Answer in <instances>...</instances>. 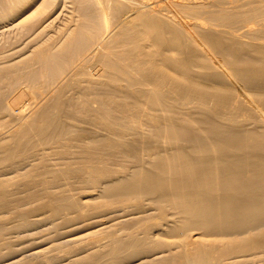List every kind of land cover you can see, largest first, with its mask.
<instances>
[{
    "label": "rangeland",
    "instance_id": "374dc122",
    "mask_svg": "<svg viewBox=\"0 0 264 264\" xmlns=\"http://www.w3.org/2000/svg\"><path fill=\"white\" fill-rule=\"evenodd\" d=\"M20 1H22V0H20ZM78 0H57L56 1V3H55V0H43L42 2H41V0H37V2H36V4L34 3L33 5H31V7H28V9L29 8H31V9H27V12L24 14V15H22L21 17H14V18H11L10 16H6V12L9 10V8L11 7L12 8V6L14 7V5H15V0H0V7H2L3 5H7L8 4V6H10V7H8V10L5 12V8H2V9H4L3 11H4V13L1 11V8H0V17H2V18H0V46L2 47H0V123H2L1 125H0V127H1V129H0V140L2 141H0L1 142V144H0V149H2V151L0 152V164H2V165H0V190H1V188H2V190H1V192H0V195H1V193H5L4 191H6V190H8V192L6 193L7 195H6V197H4V204L3 205H5L6 206V204L8 205V204H10L8 207H11L10 209L9 208H7V209H9L10 211H8V210H6V207L4 208V207H2L1 209H0V215H2V216H0V224H2V226L0 225V235H1V237H0V264H85L84 262H86V264H153V262H156V261H158V260H160L161 258H162V253H163V256H166L165 254H166V252H167V250H165L164 251V249H161L160 248V250L158 249V247L156 246V247H154L155 246V244H153V243H155L154 242V240H151V239H149L150 241H151V243L153 244V247H151V248H153L152 249V251H150L151 250V248H149V252H153V256H152V254H150V253H142V256H140L139 255V257H140V259L138 258V257H136V259H135V256L134 257H132V258H129V257H127L128 258V260H127V258H126V260L124 259L125 258V256L127 255V253H125V252H127V251H129V252H131L129 249L126 251V249H125V251L123 250L124 248H127V247H123V249L121 250L120 248V250L121 251H124V254H126V255H122V253L123 252H121V254H119V250H116V251H118V254H119V256L120 257H118L117 255V253L114 251V253H116V256L113 254H108V255H112L113 257L115 256L117 259L118 258H121V259H118V260H114L113 259V261H112V259H111V257H109L107 254H105V255H103V257L101 256V258H100V260H96V258H94V259H90V260H88V261H83L84 259H85V256H86V258L90 255H95L96 253H95V251L97 252V253H101L102 251H101V249H104L106 246H108V244L111 246V244L110 243H112V242H114V237H115V240H117V238H116V234L118 235V233L120 232L119 230H122L124 227H126V225H124V224H131L132 223V221L133 220H140V219H142V221H140V224H141V222L143 223V219L145 218V217H147L146 219V221H150V219L148 220V214H149V216H150V213H153V214H151V215H153V216H155L154 214H156V217H157V215L159 216L160 214L159 213H161V212H158V211H160V210H158L159 208H151V206L150 207H147V205L145 204V205H143V207L145 206V209H144V211H142L141 210V208H142V206L141 207H137V206H139V205H132V207L129 205V203L126 205V204H123V205H125V206H123L121 203H117V205L119 204V207L118 208H114V206L115 207H117L116 206V204L115 205H113L112 204V206H110L112 209H110V207H108V210L107 209H102V210H100V208H99V211H98V209H96V211L94 210V209H92V206H90L91 204H93L94 203V201L96 202L97 201V204L98 203H100L99 201V199H101L100 198V196L103 194L104 195V193H102L101 194V188H102V185L100 184V187H99V185H98V182L96 181V178L97 177H94V176H97V174H99L100 173V171L102 170V167H104V169L103 170H105V172H106V169L110 166V168H113V169H111V170H109V169H107V173H108V170H109V173L108 174H112L113 173V171H114V169H115V171H114V173H116V174H113L114 176H120V177H125L126 175V172H127V170H126V172H125V169L126 168H131V169H133L132 168V165H133V163H135V162H137L138 160V158L136 159V161L134 162V161H132L131 163L130 162H126L125 160H128V159H125L124 158V156L121 154L120 155V153H122L120 150H113V152H115L116 151V153H118V151L120 152L119 153V155H113L114 157V159L115 160H111V162L107 159V161H109L108 163H107V161L105 160V164L103 163L104 161H102L103 160V156H100L101 157V159H99V160H96L95 162L93 161V163L92 162H90V161H92V160H89V159H87V158H89V154H88V150H91L92 148L90 147L91 146V143H92V140L91 139H93L94 138V136L96 137V135H97V137L96 138H98L99 136L100 137H103V139L109 134V136H107L105 139H107V138H110V137H112V139H113V135L115 136V134H114V132H113V134L111 135L110 134V130H111V127H107V129H108V131H105L104 129L106 128V127H104V126H97V124L94 122L95 120H93L94 118L92 117V115H91V113H92V111H91V113H90V111H88V107L86 106L85 108H84V105H83V103H84V101H85V103H86V101H87V103H89V107H90V109L89 110H97L98 111V109L99 110H101L100 109V106H103V104L101 103L102 102V99H101V97H103L104 95H106L107 93V95L108 96H106V97H109L110 96V94H111V96L109 97L110 98V102H112L111 103V105H110V110L112 111L113 109H111V106H112V108H114L113 107V103H114V101L116 100V98H118V95H119V98H120V96H122L121 98H122V100H120V101H123V99L124 100H126V102L124 101V103H127L128 105H129V107H130V109L131 110H133L134 111V109H136L137 107H133L134 105L136 106V103H134L135 102V100H131L132 102L129 104V102H130V100L129 99H125V98H123V96L125 95V93L124 94H122L123 92H125L124 90H122V89H125V88H127V89H129L130 91L131 90H138V89H136V85H137V88H139V90H141L142 91V89H143V91H145L146 90V92L148 91V93H150V94H152V95H155V94H157V93H159L158 92V90L157 89H155V87L153 88V86H155L154 85V83H156L157 81H153L154 80V76L152 75H150L149 76V74H151V72H150V70H151V68L148 66L149 65V63H148V65H147V62H146V58L147 57H145V58H143L142 56H140V55H143V56H145L146 55V53L148 54L149 53V51H150V48L147 50V48H145L146 50L145 51H143V48L145 47L143 44L145 43V40L146 39H144L143 40V42L142 41H140V39L138 40V38L136 37V34H134V33H137L138 31H142L143 29H145V27L143 28V27H141L140 28V30L139 29H137L138 28V26H136L135 25V27H134V25H133V23H135V20L133 19V17L134 18H136L135 17V13L137 14V12H139V11H137V12H135V9L137 8L136 6H138V5H136V6H134L135 4H137V2H138V4L140 3V6H138V7H144V8H141V10L142 9H145V10H142L141 12L142 13H144V14H149L148 16L149 17H151V18H154V16L153 15H155L156 16V19L155 20H157V17H158V19H159V21L161 20V25H162V27H163V29H166L165 31L162 29V39L161 38H157V41L159 42V43H164V42H166V40L165 39H169L166 43L168 44V42H169V44H170V42L172 41L173 42V40H174V44H176L177 42V44L178 45H181V46H177V48L179 47V48H184V49H176V48H174V46L172 47V45H174L173 43H172V45L170 46V47H166V43L165 44H163V45H161L163 48H165L166 50L168 49V51L169 52H167V53H171L170 52V50H172L173 52L171 53V54H169V56H171L172 55V57H173V59L175 58V60L177 59V60H179L180 58L182 59H185V57L184 56H186L187 54L189 55V54H192L193 52H196V49H195V47H194V45L192 44V40H194L195 38H196V40H197V42L198 43H200V44H206V46L208 47V45L209 44H211L210 45V47H211V49L213 48L214 49V51H212V53L211 54H209L213 59H215V60H218V58H219V60H222L223 61V64H225V66H224V68H216V69H209L207 66H205L206 65V63H203L202 61V59H200V60H202V61H199L198 60V63H203L202 65H204L205 66V68H203L202 67V65H201V67H200V65L197 63V65H195V66H193L192 68V71H193V73L195 74L196 73V75H198V71H199V75L200 76H204V75H206L207 76V79H210L209 77H220V78H216L218 81L219 80H221V81H223V82H221V84L223 85V83L225 84V81L226 80H228L229 78H232V79H230V80H232V81H235L236 82V80H237V78H239L237 81H241V78H242V81H244V79L245 80H247L251 75H252V71L254 70L253 68H257L258 67V65H259V67H261L263 70H261V68H259L258 67V69H260L259 71H257V73H259V75L256 73V70H254V72H253V76H251L249 79H248V81L250 80V79H252L253 80V83H256V84H258V85H256V86H260L261 85V87L263 88V86H264V84H263V86H262V82L264 83V56H263V54H261V53H259V56L257 55L258 53V51L257 52H255L256 50V47L258 48V47H260L259 49H262V47L261 46H264V0L262 1V0H151V1H147V0H145V1H141V0H136L135 2H134V0H125V1H123V3L122 4H120V5H118V6H120L119 8H118V6H117V4L115 5V1H111V0H109V1H107V5L106 4H102V5H99L95 0H79L78 2H77ZM131 1V2H130ZM198 1V2H197ZM222 1H223V4H222ZM236 1V2H235ZM243 1V2H242ZM257 1V2H256ZM39 2V3H38ZM44 2H49V4L50 5H52L51 7H53V8H49L48 9V13L50 14H48L46 11H45V14H43V15H40L39 17H40V19H39V17H36V16H34L35 14H33L32 16H31V14L30 13H33V11H35L36 9H37V5H40L41 3H44ZM76 2V3H75ZM89 2H90V4H89ZM108 2H110V3H108ZM128 2V3H127ZM144 2V3H143ZM151 2V3H150ZM169 2V3H168ZM262 2V3H261ZM4 3V4H3ZM54 3H55V5H54ZM58 3V4H57ZM87 3V4H86ZM130 3H134V4H131L130 5ZM145 3H147V4H145ZM172 3V4H171ZM174 3V4H173ZM177 3H178V5H177ZM245 3V4H244ZM11 4V5H10ZM81 4V5H80ZM83 4H85V5H83ZM113 4H114V6L115 7H113ZM149 4V5H148ZM150 4H153V5H150ZM157 4H158V6H157ZM207 4H209V5H207ZM212 4H214L213 6H212ZM221 4V5H220ZM232 4V5H231ZM249 4V5H248ZM57 5V6H56ZM59 5V6H58ZM68 5V6H67ZM72 5H73V7H72ZM75 5V6H74ZM93 5H95V6H93ZM97 5V6H96ZM130 5V6H129ZM171 5V6H170ZM175 7H174V6ZM180 5V6H179ZM183 5H185L186 6V8H185V6H183ZM234 5V6H233ZM243 5V6H242ZM34 6V7H33ZM63 6V7H62ZM64 6H66V7H64ZM86 6H87V8H88V10H87V8H86ZM117 6V7H116ZM133 6V7H132ZM147 6H150V7H147ZM165 6V7H164ZM178 6V7H177ZM183 6V7H182ZM221 6V7H220ZM241 6V7H240ZM249 6H250V8H249ZM5 7V6H4ZM83 7V8H82ZM84 7H85V9H84ZM130 7H132L131 9H130ZM134 7H135V9H134ZM152 7V8H151ZM163 7H164V10H163ZM167 7V8H166ZM172 7V8H171ZM240 7V8H239ZM243 7V8H242ZM255 7V8H254ZM36 8V9H35ZM55 8V9H54ZM68 10H67V9ZM74 8V9H73ZM79 10H77V9ZM94 8V9H93ZM115 8V9H114ZM116 8H118V9H116ZM159 8H161V9H159ZM169 8V9H168ZM217 8V9H216ZM227 11V13L228 12H230V10H231V12H230V14L228 13V14H225L224 12H225V10ZM235 8V9H234ZM242 8V9H241ZM250 10H249V9ZM35 9V10H34ZM54 9V10H53ZM84 9V10H83ZM114 9V10H113ZM165 9H166V12H165ZM183 9V10H182ZM218 9H220V10H218ZM224 10V11H222V10ZM245 9V10H244ZM53 10V11H52ZM93 10V11H92ZM94 10H96V14H95V11ZM101 10V11H100ZM111 10H113L112 12H111ZM119 10H120V12H119ZM122 10V11H121ZM157 10H158V12H159V14H161V19H160V15L158 14V12H157ZM160 10V11H159ZM163 10V11H162ZM177 10V11H176ZM180 10V11H179ZM181 10H182V12H181ZM186 10V11H185ZM216 10V11H215ZM218 10V11H217ZM233 10H234V12H233ZM61 11V12H60ZM66 11V12H65ZM81 11V12H80ZM85 11V12H84ZM114 11H117V12H115L114 13ZM153 11H155V12H153ZM167 11H172V12H167ZM215 11V12H214ZM220 11V12H219ZM262 13H261V12ZM70 12V14H68ZM76 12H78V13H76ZM84 12V13H83ZM91 12H93V13H91ZM101 12V13H100ZM119 12V13H118ZM194 14H193V13ZM232 12L234 13V15L232 14ZM257 12H258V14H257ZM3 13V14H2ZM8 13V12H7ZM60 13V14H59ZM65 13V14H64ZM91 13V14H90ZM117 13V14H116ZM155 13V14H154ZM168 13V14H167ZM172 13V14H171ZM174 13V14H173ZM189 13V14H188ZM216 13V14H215ZM220 13V14H219ZM261 13V14H260ZM28 14H29V16H28ZM47 14V15H46ZM90 14V15H89ZM101 14V15H100ZM128 14H130V15H128ZM134 14V15H133ZM152 14V15H151ZM157 14V15H156ZM171 14V15H170ZM178 14H180V16L178 15ZM186 16H185V15ZM222 14H224L225 16H223ZM237 14V15H236ZM6 17H5V16ZM45 15V16H44ZM95 17H94V16ZM105 15V17H103ZM151 15V16H150ZM165 15V16H164ZM168 15V16H167ZM194 15V16H193ZM227 15H229V16H227ZM234 17H233V16ZM249 15V16H248ZM58 16V17H57ZM60 16V17H59ZM72 18H71V17ZM85 18H84V17ZM87 16V17H86ZM94 18H93V17ZM106 16L108 17V19L106 18ZM117 17V18H114V17ZM132 16V17H131ZM173 18H172V17ZM184 16V17H183ZM190 16V17H189ZM219 16H222V17H220V18H222V19H224L225 17L227 18V17H229V19H225L226 21H227V23H226V21H225V23H224V21L222 20H220L219 19V17H218V19H217V17ZM237 16H239V18H237V20H236V17ZM248 16V17H247ZM23 17V18H22ZM24 17H26V18H24ZM32 17V18H31ZM57 17V18H56ZM67 17V18H66ZM75 17V18H74ZM80 17V21L78 20V18ZM82 17V18H81ZM91 17V18H90ZM100 17V18H99ZM120 17V18H119ZM165 19H164V18ZM167 17H168V19H167ZM169 17H171V18H169ZM183 18V19H181V18ZM215 17V18H214ZM230 17H233V18H230ZM246 17V18H245ZM261 18V20H260V18ZM7 18V19H6ZM28 18H31V19H28ZM103 18H105L107 21H105ZM113 18V19H112ZM119 18V19H118ZM175 18V19H174ZM178 18V19H177ZM179 18H180V20H179ZM188 18V19H187ZM248 18V19H247ZM258 18V19H257ZM11 19V20H10ZM21 19V20H20ZM24 19V20H23ZM27 19V20H26ZM37 19H39L38 21H37ZM52 19V20H51ZM90 19V20H89ZM116 19V20H115ZM126 19V21L124 22V20ZM133 20L134 22H132V25L130 26V20ZM231 19V20H230ZM7 20H9V21H7ZM20 20V21H19ZM23 20V21H22ZM43 20H44V22H43ZM51 20V21H50ZM61 20V21H60ZM65 20V21H64ZM75 22H74V21ZM82 20V21H81ZM87 20V21H86ZM95 20V21H94ZM98 20V21H97ZM123 21L124 22V24L122 25V23H121V21ZM165 20V21H164ZM176 20V21H175ZM194 20V21H193ZM214 20V21H213ZM229 20V21H228ZM241 22H240V21ZM263 20V21H262ZM32 21H34V22H32ZM55 21V22H54ZM69 21H71V22H69ZM158 21V20H157ZM190 21V22H189ZM216 21H218L217 23H218V25H217V23H215ZM239 21V22H238ZM248 21V22H247ZM19 22V23H18ZM24 22V23H23ZM51 22V23H50ZM59 22V23H58ZM65 22H66V24H65ZM69 22V23H68ZM79 22V23H78ZM103 22V23H102ZM106 22V23H105ZM121 24H120V23ZM130 24H129V23ZM220 22V23H219ZM245 22V23H244ZM259 22H261V23H259ZM17 23V24H16ZM22 25H21V24ZM26 23V24H25ZM27 23H31L30 25H28ZM45 23V24H44ZM58 23V24H57ZM63 23V24H62ZM74 23H76V26L74 25ZM82 23H84V24H82ZM94 23V24H93ZM114 23V24H113ZM117 23H118V25L120 26V27H118L117 26ZM230 23V24H229ZM243 23V24H242ZM250 23V24H249ZM20 24V25H19ZM34 26H33V25ZM37 24V25H36ZM91 24V25H90ZM111 24V25H110ZM195 24H197V25H195ZM228 24H229V26H228ZM240 24L242 25V26H240ZM32 25V26H31ZM38 25H39V27H38ZM65 25H69L68 27L67 26H65ZM71 25V26H70ZM84 25V26H83ZM86 25V26H85ZM109 27H111V28H109ZM117 27H116V26ZM127 25H128V29H126L127 28ZM176 25H178V26H176ZM192 27H191V26ZM250 25V26H249ZM252 25V26H251ZM261 25V26H260ZM10 26V27H9ZM12 26V27H11ZM25 26V27H24ZM64 26V27H63ZM106 26H107V28L108 29H106ZM165 26V27H164ZM182 28H181V27ZM190 26V27H189ZM220 26V27H219ZM224 26H225V28H224ZM15 27V28H14ZM17 27H18V29H17ZM21 27H22V29H24V30H22L21 29ZM35 29H34V28ZM44 27V28H43ZM53 27V28H52ZM75 27V28H74ZM126 27V28H125ZM196 27V28H195ZM228 27H229V31H228ZM241 27H242V29H241ZM243 27H245V28H243ZM20 28V29H19ZM27 28V29H26ZM31 28V29H30ZM45 30H43V29ZM46 28H47V30H46ZM50 28H52V29H50ZM55 28V29H54ZM59 28V29H58ZM65 28V29H64ZM74 28V29H73ZM80 28V29H79ZM93 30H92V29ZM97 28V29H96ZM122 28H123V30H122ZM133 29V30H130V29ZM134 28H136L135 30H137V32H135V30H134ZM143 28V29H142ZM192 28V29H191ZM235 28V29H234ZM239 30V32H238V30ZM262 28V29H261ZM16 29V30H15ZM29 29V30H28ZM42 29V30H41ZM78 29V30H77ZM85 29V30H84ZM89 29H91V30H89ZM103 29V30H102ZM105 29V30H104ZM116 29V30H115ZM117 29H119V30H117ZM147 29V28H146ZM231 29H233V30H231ZM21 30V31H20ZM31 30H32V32H31ZM62 30H63V32H62ZM69 30H70V32H69ZM74 30H76V31H78V32H76V31H74ZM86 30H88V31H86ZM112 30V31H111ZM125 30H130V33H129V31H125ZM169 30H171V33L172 32H175L174 34L172 33V36L170 35V31ZM195 30H197V31H195ZM231 30V31H230ZM236 32H235V31ZM254 30H256V32H254ZM262 30H263V32H262ZM30 31V33H28ZM37 33H36V32ZM42 31H44V32H42ZM52 31V32H51ZM59 31V32H58ZM65 31V32H64ZM74 31V32H73ZM91 31V32H90ZM95 31V32H94ZM121 33H120V32ZM134 33H133V32ZM144 31V30H143ZM146 31V30H145ZM166 31H168L169 33H167ZM181 31V32H180ZM182 31H184V33H182ZM188 31V32H187ZM244 31V32H243ZM251 31V32H250ZM26 32V33H25ZM41 32V34H39ZM61 32V33H60ZM66 32H67V34H66ZM94 32V33H93ZM103 32V33H102ZM105 32V33H104ZM117 32V33H116ZM146 32H148V30L146 31ZM165 32L167 33V35L165 34ZM197 32H199V33H197ZM220 32V33H219ZM225 32H227V33H225ZM231 32H234V33H231ZM12 33V34H11ZM45 33H47V34H45ZM54 35H53V34ZM57 35H56V34ZM63 33V34H62ZM72 33V34H71ZM76 33V34H75ZM83 33V34H82ZM86 33V34H85ZM114 33H115V35H114ZM120 35H119V34ZM123 33V34H122ZM127 33H129V34H127ZM188 33H190V34H188ZM201 33V34H200ZM235 34V35H231V34ZM257 34V35H255V34ZM26 34V35H25ZM27 34H29L30 36H28ZM36 34V35H35ZM38 34H39V36L41 35V37H39L38 36ZM44 34V35H43ZM78 34H80L81 36H79ZM94 36H93V35ZM112 34V35H111ZM126 34V35H125ZM132 34V35H131ZM164 34V35H163ZM176 34V35H175ZM178 34V35H177ZM184 34V35H183ZM223 34V35H222ZM239 34H240V36H239ZM252 34V35H251ZM254 34V35H253ZM6 35V36H5ZM50 37H49V36ZM70 35H71V37H70ZM73 35V36H72ZM77 35V36H76ZM99 35V36H98ZM102 35V36H101ZM105 35V36H104ZM116 35H118V36H116ZM128 35V36H127ZM130 35V36H129ZM175 35V36H174ZM202 35V36H201ZM243 35V36H242ZM248 35V36H247ZM263 35V36H262ZM12 36V37H11ZM17 36V37H16ZM90 36V37H89ZM93 36V37H92ZM169 36V37H168ZM175 38H174V37ZM179 38H177V37ZM196 36H198V37H196ZM230 36V37H229ZM233 36V37H232ZM251 36V37H250ZM262 36V37H261ZM11 37V38H10ZM20 37V38H19ZM25 37V38H24ZM33 37V38H32ZM43 37V38H42ZM66 37V38H65ZM75 37V38H74ZM88 37V38H87ZM95 37V38H94ZM105 37V38H104ZM121 37V38H120ZM164 37H165V39H164ZM166 37H168V38H166ZM227 37V38H226ZM235 37H237V38H235ZM249 37H250V39H249ZM3 38V39H2ZM9 39V40H7V39ZM18 38V39H17ZM35 38H36V40H35ZM67 38H69V40L67 39ZM80 38V39H79ZM98 38H99V40H98ZM111 38V39H110ZM130 38H132L133 39V41H132V39H130ZM172 38H174V39H172ZM177 38V39H176ZM220 38H221V40H222V42L224 43V44H222L223 46L225 45V46H227L229 49H230V46H233V47H231V48H233V51L235 52V55H230V53L231 52H224V51H221V52H223V53H220V49H221V47L222 46H219V44L221 45V40H220ZM233 38V39H232ZM254 38V39H253ZM5 39V40H4ZM32 39V43L30 42V40ZM50 39H51V41H50ZM75 39V40H74ZM89 39V40H88ZM103 39V40H102ZM117 39V40H116ZM156 38H154V40H155ZM171 39V40H170ZM175 39L176 40H178L177 42L175 41ZM190 39H192V40H190ZM230 39V40H229ZM235 39H239L238 41H235ZM28 40V41H27ZM42 40V41H41ZM49 42H48V41ZM53 40V41H52ZM68 42H67V41ZM78 40V41H77ZM91 40H93V41H91ZM99 43H102L103 41L105 42H103V45L102 44H99V46L98 45H96V44H98V42ZM137 42V43H135L134 44V42L135 41ZM138 40V41H137ZM147 40H150V39H147ZM146 40V41H147ZM153 39H151L150 41H152ZM164 42H163V41ZM179 40H180V42H179ZM184 40V41H183ZM220 42H219V41ZM232 40V43H234V42H236V45H235V43L234 44H232V43H230V41ZM254 40V41H253ZM4 41V42H3ZM13 43H12V42ZM14 41H17V42H14ZM27 41V42H26ZM112 41V44H110V42ZM114 41V42H113ZM142 42L141 44H140V42ZM234 41V42H233ZM241 41V42H240ZM45 42V43H44ZM48 42V43H47ZM57 42V43H56ZM60 42V43H59ZM74 42V43H73ZM88 42V43H87ZM96 43L95 45H94V43ZM133 44H132V43ZM186 42V43H185ZM209 42V43H208ZM5 43V44H4ZM17 44V45H15V44ZM27 43V44H26ZM31 43V44H30ZM42 43V44H41ZM63 43V44H62ZM69 43H71V44H69ZM79 43V44H78ZM82 43V44H81ZM91 43H92V45H91ZM147 43V42H146ZM185 43V44H184ZM188 43V44H187ZM219 43V44H218ZM249 43H251V45L249 44ZM9 44H13V45H9ZM37 44V45H36ZM41 44V45H40ZM61 44V45H60ZM108 44H110V46L108 45ZM168 44V45H169ZM214 44V45H213ZM216 44L218 45V46H216ZM239 44H241V45H239ZM255 44H257V45H254ZM263 44V45H262ZM70 45V46H69ZM79 45V46H78ZM81 45H83V46H81ZM85 45V46H84ZM89 45V46H88ZM106 46V48H105V46ZM138 45H139V47H138ZM167 45V46H168ZM185 45V46H184ZM188 45H190V47L188 46ZM212 45H213V47H212ZM22 46V47H21ZM27 46V47H26ZM68 46V47H67ZM90 46H93V48L95 47L96 48V50H97V52H95V53H93L94 51V49H92V47L90 48ZM98 46V47H97ZM100 46H104L103 48H101ZM129 46H131V47H129ZM143 48H142V47ZM236 46H238V47H236ZM241 46V47H240ZM12 47V48H11ZM38 47H41V48H38ZM52 47V48H51ZM56 47V48H55ZM109 47V48H108ZM112 47H114V48H112ZM133 47V48H132ZM175 47H176V45H175ZM209 47V48H210ZM216 47H217V49H219V50H217L216 49ZM243 47H245V48H243ZM6 48V49H5ZM23 48H25V49H23ZM43 48V49H42ZM54 48L56 49V50H54ZM82 48V49H81ZM84 48H86L87 50L88 49H90L89 51L91 52L92 51V54H95V55H91V53H89L87 50H85ZM98 48L101 50H99V52H98ZM119 48V49H118ZM125 48V49H124ZM137 48H139L138 50H137ZM172 48H174L175 50H173ZM222 48H226V47H222ZM255 48V49H254ZM41 51H40V50ZM78 49V50H77ZM84 49V50H83ZM104 49V50H103ZM136 49V50H135ZM143 51V53H142V51ZM186 49H187V51H186ZM195 49V51H191V50H194ZM244 49H246L245 51H244ZM23 50V51H22ZM48 50H50V51H48ZM82 50V51H81ZM113 50V51H112ZM126 50V51H125ZM178 50H179V52H178ZM232 50V49H231ZM255 50V51H254ZM5 51V52H4ZM14 51V52H13ZM36 51H38L39 53H37ZM56 51V52H55ZM77 51V52H76ZM79 51V52H78ZM84 51V52H83ZM104 51V52H103ZM126 52V53H124V52ZM137 53H136V52ZM141 51V52H140ZM232 51V52H233ZM13 52V53H12ZM20 52V53H19ZM55 52V53H54ZM58 52V53H57ZM85 52H88L87 54L88 55H91V56H89L88 57V55L85 53ZM103 52V53H102ZM106 52H107V54H106ZM117 52V53H116ZM118 52H119V54L120 55H118ZM123 54H122V53ZM141 54H140V53ZM213 52H215V53H213ZM233 52V53H234ZM244 52V53H243ZM251 52V53H250ZM252 52H255V54L254 53H252ZM27 53V54H26ZM33 53H35V54H33ZM42 54V55H39V54ZM52 53H53V55H55V56H53L52 55ZM78 53V54H77ZM85 53V54H84ZM103 54V56H102V54ZM104 53H105V55H104ZM128 53H129V55H128ZM179 53V54H178ZM227 53H229L228 55H226ZM247 55H246V54ZM5 54V55H4ZM13 54V55H12ZM61 54H62V56H61ZM69 54V55H68ZM77 54V55H76ZM79 54H81V55H79ZM83 54H84V57H86L85 59H84V57H83ZM96 54H98L97 55V57L99 56V54H101V57H98V58H96ZM117 54V55H116ZM132 54V55H131ZM137 54H140V55H137ZM177 54V55H176ZM181 54V55H180ZM194 54H196V53H194ZM193 54V55H194ZM245 54V55H244ZM252 54V55H251ZM32 55V56H31ZM51 55V56H50ZM66 55H68V56H66ZM85 55H87V56H85ZM114 55V56H113ZM130 55L132 56V57H130ZM225 55V56H224ZM236 55H240L239 57H240V59L242 58V57H244L245 56V59H248V60H246L247 61V64H246V62H245V64H244V66L246 67V70H245V67H243V66H241V63L245 60V59H243L242 58V60H240L239 59V57H238V59H237V57H236ZM249 55V57L247 58L246 56H248ZM29 56H31V57H29ZM48 56V57H47ZM113 56V57H112ZM116 56H118V57H116ZM124 56V57H123ZM134 56H137V57H134ZM147 56V55H146ZM177 58H176V57ZM195 57H196V55H194ZM227 56V57H226ZM235 56V57H234ZM253 56H256V57H254L253 58ZM21 57V58H20ZM33 57H34V59L36 60V62L38 63H36L35 62V60L33 59ZM43 59H41V58ZM45 57V58H44ZM48 58V60H47V58ZM76 57H77V59H76ZM82 57H83V59H82ZM88 57V58H87ZM91 57V58H90ZM95 57V58H94ZM102 57H105V59H106V61H109V62H111L112 60L114 61V63H113V61L111 62V64L113 63L114 65L116 64V66H118L117 64H119V66H120V63H121V65H123V66H121V68H126V70H128L129 68H131V69H129V77L131 76L132 77V79H130L129 77H128V75H124L123 76V74L121 75V74H119L118 72H117V70L116 69H118L116 66V68L114 67V65H110V69L109 68H106V66H104V65H106V64H103L102 62H101V59H102ZM106 57H108V58H106ZM126 57V58H125ZM194 57V58H195ZM233 57V58H232ZM258 57V58H257ZM260 57V58H259ZM27 59V61H26V59ZM58 58H60V59H58ZM90 58V59H89ZM101 58V59H100ZM128 58H129V60H128ZM133 58V59H132ZM135 58H137V59H135ZM197 58V57H196ZM195 58V59H196ZM199 58V57H198ZM197 58V59H198ZM232 58V59H231ZM234 58L235 59H237V60H234ZM252 58V60L250 61V59ZM25 60V62H24V60ZM31 59V60H30ZM57 59V60H56ZM100 59V60H99ZM123 59V60H122ZM145 59V60H144ZM259 59L261 60L259 63H258V61H259ZM40 62H39V61ZM47 62H46V61ZM62 60L64 61V62H62ZM99 61V63H98V61ZM121 60H122V62H121ZM126 60V61H125ZM129 62H128V61ZM133 60V61H132ZM141 60V61H140ZM144 60V61H143ZM230 60H231V62L232 63H228V65H227V62H230ZM234 60V61H233ZM254 60V61H253ZM23 63H22V62ZM29 61V62H28ZM46 63H45V62ZM55 61H57V62H55ZM70 61V62H69ZM116 61V62H115ZM126 63H125V62ZM227 61V62H226ZM235 61H239V63L238 62H235ZM242 61V62H241ZM250 61V62H249ZM254 63H253V62ZM21 62V63H20ZM28 62V63H27ZM35 62V63H34ZM69 62V63H68ZM74 62V63H73ZM85 62V63H84ZM93 62V63H92ZM96 62V63H95ZM119 62V63H118ZM137 62V64L139 65H137V70H136V66L134 67V66H131V65H135V64H133V63H136ZM196 62H197V60H196ZM195 62V63H196ZM236 63V66L237 67H235V63ZM252 62V63H251ZM257 62V63H256ZM10 63V64H9ZM19 63V64H18ZM63 63V64H62ZM66 63V64H65ZM89 63V64H88ZM144 65H143V64ZM238 63V64H237ZM256 63V64H255ZM12 64V65H11ZM36 64V65H35ZM56 64H57V66H56ZM73 64V65H72ZM101 64V65H100ZM102 64H103V66H102ZM127 65V67H126V65ZM239 64H240V67H239ZM8 66L7 67V69H6V66ZM25 67H24V66ZM45 65H46V68H45ZM60 65V67H58ZM142 65V66H141ZM231 65H233V67L231 66ZM242 65H243V63H242ZM248 65V66H247ZM257 65V66H256ZM10 66H11V69H10ZM16 66H20V67H16ZM101 66V67H100ZM111 66H113V68L111 67ZM130 66V67H129ZM253 66V67H252ZM254 66H256V67H254ZM22 67V68H21ZM30 67H32L31 69H30ZM39 67V68H38ZM41 67V68H40ZM77 67H79L78 69H83L84 67H86L87 68V70H88V72H89V75H93L92 77H86V76H83V78H82V76H78V75H76L77 74V72H78V69H77ZM80 67H83V68H80ZM129 67V68H128ZM207 67V68H206ZM250 67H252L251 69H250ZM8 68L10 69V70H8ZM27 68H28V71H27ZM36 68V69H35ZM43 68V69H42ZM71 68V69H70ZM74 68V69H73ZM91 69V70H89V69ZM134 70H133V69ZM139 68H140V70L141 71H139ZM143 68H145V70L143 69ZM233 68V69H232ZM236 68H238L239 70H240V72H239V70H238V72H237V70H234V69H236ZM249 68V69H248ZM5 69V70H4ZM23 70V72L20 70ZM25 69V70H24ZM41 69V70H40ZM50 69V70H49ZM55 69V71H53ZM58 69L60 70V71H58ZM64 69V70H63ZM106 69V70H105ZM196 69V70H195ZM232 69V70H231ZM242 69V70H241ZM250 71H248V70ZM257 69V70H258ZM8 70V71H7ZM36 70V71H35ZM40 70V71H39ZM62 70V71H61ZM68 70V71H67ZM103 70H104V72H103ZM119 70V69H118ZM142 70H143V73H142ZM146 70H148L147 72H144V71H146ZM216 70V71H215ZM228 72H227V71ZM245 70V71H244ZM6 73H5V72ZM13 71V73H11ZM16 71H18V72H16ZM50 71V72H49ZM66 71H67V73H66ZM80 71V70H79ZM106 71V72H105ZM108 71V72H107ZM135 71V72H134ZM233 71L234 72H236V73H233ZM263 71V72H262ZM10 72V73H9ZM28 72V73H27ZM41 72V73H40ZM118 75V76H116V74ZM227 72V73H226ZM230 72H232L231 73V75L230 76H228V73H230ZM242 72H246V74L248 73V74H250V75H247V76H245L246 74H244V76H243V74H242ZM3 73V74H2ZM39 73V74H38ZM45 73V74H44ZM63 73V74H62ZM76 73V74H75ZM95 73V74H94ZM98 75H97V74ZM200 73H203L204 75H202V74H200ZM238 73V74H237ZM241 74V76H240V74ZM262 73V74H261ZM25 74V75H24ZM29 74V75H28ZM56 74H57V76H56ZM65 74V75H64ZM111 74H112V76H113V78H112V76H111ZM236 74V75H235ZM101 75H103V76H101ZM143 75V76H142ZM198 75V76H199ZM209 75H211V76H209ZM258 75V76H257ZM75 76H77V77H75ZM105 76V77H104ZM107 76V77H106ZM109 76V77H108ZM121 76H123V77H121ZM148 76V77H147ZM205 76V77H206ZM232 76H234V77H232ZM43 77V78H42ZM86 77V78H85ZM99 77V78H98ZM100 77H103L104 79H102V78H100ZM121 77V78H120ZM138 77V78H137ZM150 77V78H149ZM153 78V80H151L152 78ZM204 77V78H205ZM236 77V78H235ZM247 77V78H246ZM11 78V79H10ZM15 78H17V79H15ZM30 78V79H29ZM41 78V79H40ZM56 78H57V80H56ZM59 78V79H58ZM79 78H81V79H79ZM88 78H90V80H91V78H93V80H92V83H89V85H88V83H85L86 81H88L89 79ZM98 78V79H97ZM107 78V79H106ZM133 78H135V80L137 81V83L138 84H133V82H134V79ZM156 78V77H155ZM159 78V77H158ZM201 78H203V77H201ZM254 78H258V80L257 81H255L254 82ZM13 79L15 80L14 82H13ZM26 79V80H25ZM46 79V80H45ZM124 79V80H123ZM142 79V80H141ZM233 79H236V80H233ZM6 80H7V82H6ZM8 80H9V83H8ZM21 80V81H20ZM25 80V81H24ZM41 80V81H40ZM63 80V81H62ZM100 82H99V81ZM123 80V81H122ZM126 80V81H125ZM128 80H130V82L128 81ZM131 80L133 81V82H131ZM260 80V81H259ZM262 80V81H261ZM4 81V82H3ZM24 81V82H23ZM39 81H40V83H39ZM55 81V82H54ZM78 81V82H77ZM82 82V83H80V82ZM110 81V82H109ZM121 81L124 83H121ZM136 81H135V83H136ZM145 81H148V82H145ZM152 81H153V85H152ZM247 81V82H248ZM251 81V80H250ZM21 82V83H20ZM33 84H32V83ZM75 82V83H74ZM89 82V81H88ZM102 82V83H101ZM113 82H115V85H114V83ZM15 83V84H14ZM19 83V84H18ZM29 83V84H28ZM51 83V84H50ZM56 83V84H55ZM59 83V84H58ZM98 83V84H97ZM130 83V85H131V83H132V85H134V87L133 86H129V85H127V84H129ZM140 83V84H139ZM146 83H148V85L146 84ZM166 82H162V84L163 85H160L159 83V85L160 86H156V88H160V89H163L164 91H166V90H168L167 92L168 93H170V94H168V93H166L165 92V94H164V92H163V94L164 95H161V97H160V106L161 105H165V104H167V105H170V106H167L166 105V107L163 105L162 107H160V108H166L165 109V112L168 110V115H169V118L171 117V118H173L172 116H174V120L175 119H177L178 121H180V122H178V124L180 123V125H183L184 124V126H186V127H195L194 125L192 126V122L193 123H196L198 120H199V118H198V120L196 121V122H194V121H192V120H196V118L195 117H197V116H190V115H188V114H191V111L192 110H196L198 107H199V105H198V103H197V101L194 99V101H192L193 100V98L191 97V99H190V96L188 97V96H183V95H181V98L182 99H180V97L179 96H174V91H173V95L171 94V92H170V90L172 89L173 90V88H171L170 90L168 89L169 88V86H168V84L166 83ZM259 83H260V85H259ZM17 84V85H16ZM22 84V85H21ZM40 84V85H39ZM42 84V85H41ZM81 84V85H80ZM85 84H86V86H85ZM91 84V85H90ZM102 84V85H101ZM108 84V85H107ZM111 84V85H110ZM122 84V85H121ZM151 86H150V85ZM51 85H53L52 87H51ZM55 85V86H54ZM142 86V88L140 89V87ZM12 86V87H11ZM18 86V87H17ZM30 86V87H29ZM34 87V88H32V87ZM38 88H37V87ZM45 86V87H44ZM58 88H57V87ZM59 86H60V88H59ZM68 86V87H67ZM78 86H82V87H78ZM104 86V87H103ZM109 86V87H108ZM116 86H117V88H116ZM129 86V87H128ZM146 86H148V87H146ZM162 86V87H161ZM255 86V87H256ZM17 87V88H16ZM21 87V88H20ZM47 87V88H46ZM56 87V88H55ZM64 87H65V89H64ZM84 87V88H83ZM87 89H86V88ZM88 87H91L90 89L88 88ZM99 87H102V88H99ZM110 87H112V88H114L113 89V92H112V89L110 88ZM120 87V88H119ZM131 87L133 88V89H131ZM150 87V88H149ZM165 87H166V89H165ZM10 88V89H9ZM14 88V89H13ZM16 88V89H15ZM83 88V89H82ZM260 88V87H259ZM23 89V90H22ZM53 89V90H52ZM83 90V93L85 92V94L84 95H86V96H84V95H81L82 94V90ZM85 89L87 90V92L85 91ZM93 89V90H92ZM116 89V90H115ZM122 90L123 92H120L119 93V91L116 93V91L117 90ZM126 89V91L128 92V90ZM148 89V90H147ZM151 89H153V92H151ZM17 90V91H16ZM27 90H29V92H27ZM31 90V91H30ZM50 90V91H49ZM57 90H59V91H57ZM67 90V91H66ZM89 90V91H88ZM102 90V91H101ZM154 90H155V93H154ZM16 91V92H15ZM24 91V94L23 93H21V92H23ZM41 91V92H40ZM68 91H70V92H68ZM115 91V92H114ZM157 91V92H156ZM58 92V93H57ZM63 92V93H62ZM80 92H81V94H80ZM99 92H101V93H99ZM104 94H103V93ZM18 93H19V95H18ZM29 93V94H28ZM31 93V94H30ZM67 93V94H66ZM110 93V94H109ZM176 93V92H175ZM223 93H225V92H223ZM223 93L221 94V97H223L222 95H223ZM22 94V95H21ZM39 94H40V96H39ZM52 94V95H51ZM54 94V95H53ZM56 94V95H55ZM58 94V95H57ZM59 94H61V95H59ZM70 94V95H69ZM94 94V95H93ZM113 94V95H112ZM118 94V95H117ZM9 95V96H8ZM21 95V96H20ZM30 95V96H29ZM66 95V96H65ZM96 95V96H95ZM99 95V96H98ZM172 95V96H171ZM176 95V94H175ZM225 95V94H224ZM229 95H230V93H229ZM229 95H227V93H226V96H227V98H228V100L230 99L229 97H231V102H232V100L234 99V101L235 100H237L238 98L235 96H232V94L229 96ZM16 96H17V98L19 97V98H21V100L20 99H18L17 100V102H16V104H14V105H9V104H13V103H11L10 101H14L13 99H16ZM25 96H27V97H25ZM47 96V97H46ZM71 98H70V97ZM78 96V97H77ZM84 96V98H82ZM113 96L115 97V98H113ZM167 96V97H166ZM169 96H171L170 98H169ZM173 96L176 98V99H178L179 98V103L177 102L178 100H176V99H174L173 98ZM185 97V98H183V97ZM225 96V97H226ZM22 97L24 98V99H22ZM44 97V98H43ZM49 97H51V98H49ZM56 97H58V98H56ZM62 97L64 98V99H62ZM73 97H75V98H73ZM80 97V98H79ZM97 97V98H96ZM165 97H166V101H165ZM225 97H223L222 98V100L223 101H221V100H217V98L215 99V100H213L212 102L213 103H218V105H219V103H221L220 105H225V106H223L224 108L227 106L228 107V103H223V102H225V99H226V101H227V98H225ZM8 98V99H7ZM10 98V99H9ZM77 98H79L78 99V101H77ZM96 98V99H95ZM120 98V99H121ZM164 98V99H163ZM187 98V99H186ZM225 98V99H224ZM263 99H264V95H263V97H262ZM7 99V101H5ZM44 99H46V100H44ZM49 99V100H48ZM59 99V100H58ZM69 99V100H68ZM71 99H72V101L73 100H75V101H71ZM81 99V100H80ZM85 99V100H84ZM108 99V98H107ZM167 99H168V103H167ZM185 101H184V100ZM190 99V100H189ZM218 99H221V98H218ZM20 100V101H19ZM26 100V101H25ZM52 100V101H51ZM56 100H58V101H56ZM65 100V101H64ZM84 100V101H83ZM118 100V99H117ZM116 100V101H117ZM127 100H129V101H127ZM165 102H164V101ZM187 100V101H186ZM24 101V102H23ZM44 101V102H43ZM70 102V104H69V102ZM80 101V102H79ZM142 104L140 105V107H142L141 109L142 110H146V112H149L148 114H151L149 117H151V118H153L154 120L156 119V118H158V119H160V117L162 118V117H166L167 116V114L166 113H164V109H162V110H158L157 109V113L155 114V113H152L153 112V107L152 106H149L150 104L149 103H146L145 104V101H143V100H139ZM163 101V102H162ZM170 101V102H169ZM188 101H190V102H188ZM196 101V102H195ZM238 101H240L241 102V100H238ZM10 102V103H9ZM37 102V103H36ZM43 102V103H42ZM57 102V103H56ZM83 102V103H82ZM119 102V101H118ZM185 102H187V103H185ZM8 103V104H7ZM27 103H28V105H27ZM31 103V104H30ZM39 103H41V104H39ZM46 103V104H45ZM53 103H56V104H53ZM60 103V104H59ZM69 104L70 105V107H68L69 105H66V104ZM80 103V104H79ZM86 103V105H88ZM92 103V104H91ZM132 103H134V104H132ZM163 103V104H162ZM173 103V104H172ZM183 103V104H182ZM195 103L197 104V107H196V105H195ZM235 103H238V105H239V102H237V101H235L234 102V104ZM38 105V107H37V105ZM65 104V105H64ZM98 104V105H97ZM149 104V105H148ZM176 104V105H175ZM8 105V106H7ZM19 105V106H18ZM26 105V106H25ZM33 105V106H32ZM41 105H43V106H41ZM48 105V106H47ZM52 107H51V106ZM61 105V106H60ZM64 105V106H63ZM74 105H75V107H74ZM95 105V106H94ZM97 105V106H96ZM133 105V106H132ZM152 105V104H151ZM182 105H183V107H182ZM195 105V106H194ZM212 105V104H211ZM217 105V106H218ZM216 106V109H218V111L219 112H221V110H224L223 109V107L222 106ZM235 105H237V104H235ZM12 106H14L13 108H11ZM18 106V107H17ZM21 106V107H20ZM29 106V107H28ZM58 106V107H57ZM67 106V107H66ZM92 106H94V107H92ZM146 106V109H144V107ZM147 106H149V107H147ZM178 106V107H177ZM191 108H190V107ZM261 106V105H260ZM4 107V108H3ZM10 107V108H9ZM65 107V108H64ZM98 107V108H97ZM131 107H133V109L131 108ZM151 107V109L149 110V109H147V108H150ZM175 107V108H174ZM195 107V108H194ZM202 107V106H201ZM226 107V108H227ZM239 107V106H238ZM21 108H23V111L24 112H22V110H21ZM29 108V109H28ZM52 109V110H54V111H52V110H49V109ZM67 108V109H66ZM70 108V109H69ZM76 108V109H75ZM80 108H82V109H80ZM96 108V109H95ZM106 108V107H105ZM157 108H159V107H157ZM159 108V109H160ZM171 108V109H170ZM181 110V111H179V112H175V111H178L179 109ZM203 108V107H202ZM204 108H207V106H204ZM212 108H214L213 107V105H212V107H210V109H212ZM6 111H4V110ZM11 109V110H10ZM13 109V110H12ZM15 109V110H14ZM55 109H57V111L55 110ZM65 109V110H64ZM172 109H173V111H172ZM177 109V110H176ZM188 109H189V111H188ZM201 109V108H200ZM209 109V108H208ZM208 109H206V110H208ZM10 112H9V111ZM32 110H35V111H32ZM44 110H47V111H45L44 112ZM64 110V111H63ZM74 110V111H73ZM76 110H78V111H76ZM115 110H116V108H115ZM131 110L129 111V112H131ZM239 111V109H236V111ZM248 110V111H247ZM247 110H244V112H243V114L245 113V114H247L246 112H249V114H250V112H251V110H253L254 111V109H251L250 111H249V109H247ZM3 111V112H2ZM12 111V112H11ZM22 112L21 114H23V115H21L19 112ZM38 111V112H37ZM43 111V112H42ZM49 111H51V112H49ZM61 111H63V112H61ZM65 111H66V114H65ZM67 111H69V112H67ZM87 111V112H86ZM133 111H132V113H133ZM150 111H152V112H150ZM174 112V114L172 113V112ZM241 111V110H240ZM246 111V112H245ZM251 112V113H253V114H251V115H254V112ZM15 114H14V113ZM40 112V113H39ZM48 112V113H47ZM55 112V113H54ZM58 112V113H57ZM155 112V111H154ZM163 112V113H162ZM181 112V113H180ZM3 113L5 114V115H3ZM13 113V114H12ZM26 113V114H25ZM44 113V114H43ZM47 113V116L45 115ZM64 113V114H63ZM68 113H70V114H68ZM78 113V114H77ZM80 113H82V114H80ZM176 113H177V115H176ZM180 113V116H178V114ZM237 113V112H236ZM240 112H238L237 114H239ZM22 116V118H20L21 116ZM42 114V115H41ZM56 114V115H55ZM59 114V115H58ZM68 114V115H67ZM155 114V115H154ZM164 114H166V115H164ZM170 114H172L171 116H170ZM192 114H196V115H198V117L199 116H201L199 113H193L192 112ZM191 114V115H192ZM237 114L235 115L236 117H238V118H243V119H240L242 122L241 123H239V124H241V125H243V124H245L246 123V119H247V123H248V125H249V123L250 124H252L253 123V120H254V118H255V116L253 117V119L251 118V116H249V114H247L248 115V117H250L251 119H248V117H246V115H245V119H244V115L241 117V116H237ZM18 115L20 116L19 117V120H18ZM44 115V116H43ZM62 115V116H61ZM64 115V116H63ZM90 115V116H89ZM240 115V114H239ZM241 115H242V112H241ZM255 115H256V110H255ZM17 116V117H16ZM41 116V117H40ZM54 116H55V118H56V116H57V118L55 119L54 118ZM65 116H66V118H65ZM122 116V114L121 113H118V112H112V114H110V116H109V118H108V120L109 119H111V120H109V122H113V125L112 126H114V122H116L115 124V126L117 127V126H129V124L131 123V121H129L128 119H124L123 118V116ZM177 116V117H176ZM185 116V117H184ZM235 116H234V118H235ZM9 117V118H8ZM11 117V118H10ZM32 117V118H31ZM47 117V118H46ZM50 117V118H49ZM51 117H53V118H51ZM64 117V118H63ZM71 117H73V118H71ZM182 117H184L183 119H181ZM188 117H190V118H188ZM16 118V119H15ZM42 118V119H41ZM58 118H60V119H58ZM76 118V119H75ZM120 118H122V120L120 119ZM133 118H135V117H133ZM133 118H131V119H133ZM139 118V117H138ZM144 118H146V117H144ZM166 118H168V117H166ZM192 118H194V119H192ZM231 118H233L232 116L229 118V119H231ZM14 119V120H13ZM23 119V120H22ZM28 119H30L29 121H28ZM49 119L50 120H53L54 121V123L53 122H51V121H49ZM55 119V120H54ZM58 119V120H57ZM90 119V120H89ZM120 119V120H119ZM124 119V120H123ZM147 119V118H146ZM164 119V118H163ZM3 120H6V121H3ZM8 120H10V121H8ZM15 120H17L18 121V123L15 121ZM125 120H127V121H125ZM139 120H142V119H139ZM189 121V124H187L188 123V121ZM3 121V122H2ZM20 121V122H19ZM49 121V122H48ZM62 122L61 124L62 125H64L65 124V127L64 128H67V130L69 131V130H72V133L70 132H68V131H66V129H65V131L66 132H68L69 133V136L67 137V135H68V133L65 135V132H64V134H62V136L63 135H65V136H61V135H59L58 136V128L60 127V125H59V123L57 124L56 122ZM67 121V122H66ZM130 123H129V122ZM182 121V122H181ZM185 121H187V123H185ZM252 121V122H251ZM5 122H6V125H5ZM11 122V124H9ZM29 122H30V124H29ZM71 122V123H70ZM124 122V123H123ZM140 122H143V121H140ZM225 122H227V121H225ZM244 122V123H243ZM32 123H34L35 125H36V127H37V131H35V130H33V131H31L30 133H28V135L25 133L26 131H23L24 133V136L25 137H21V135L20 134H22L21 133V129H23L22 127H28L29 125H31ZM52 123V124H51ZM67 123H69L68 125H70V126H68L67 125ZM79 123V124H78ZM87 123V124H86ZM88 123H90V124H88ZM182 123V124H181ZM227 123H230V121L229 122H227ZM246 123V124H247ZM20 124H24L23 126L22 125H20ZM27 124V125H26ZM29 124V125H28ZM54 124H55V126H54ZM72 124V125H71ZM95 124H96V126H95ZM132 124H134L133 126H135V129H130V130H127L125 133H126V135L125 134H123V135H121V138L122 139H120V137L118 138V137H116L115 136V138H114V141H115V139L117 140V142L119 141L120 143H124L125 144V146H124V144H123V146H121V148H122V150H123V147L125 148L124 150L125 151H127V150H129V148H132V150H134V152L133 153H135V149H136V151L137 150H139V151H137L136 153H135V155L137 156V157H139L141 154H143L145 157H143V156H140L139 158H141V160L139 159V161L138 162H140L141 164H144L145 165V162L143 163V161L145 160L146 161V163L148 162V161H150L152 158H153V156L151 155V154H153L154 152L155 153H158V149L159 148H162L161 146H163V148H164V146H165V149H162L161 151H163V152H165V151H167V148H169L168 147V145L167 144H165V142L163 143V142H160L162 139L161 138H158L159 136V134H157V132H156V130L155 129H152V130H150L151 128L149 127L148 128V126H145V125H143V123L142 124H140L141 126H142V128H141V126L139 125V123H138V120H137V122L135 121V122H132L130 125H132ZM198 124H199V122H198ZM198 124H196V130H197V128H198V130L196 131V133L199 135V127H198ZM9 125L11 126V127H9ZM26 125V126H25ZM51 125V126H50ZM61 125V126H62ZM109 125H110V123H109ZM254 125V126H253ZM4 128H3V127ZM14 126H15V128H14ZM21 126V127H20ZM44 126V127H43ZM48 126V127H47ZM56 126H58L57 128H56V132H54L53 133V127H56ZM67 126V127H66ZM72 126H73V128L75 129V130H73V128H72ZM81 128H80V127ZM84 126H85V129H84ZM7 127V128H6ZM63 127V126H62ZM96 127V128H95ZM104 128V129H102V128ZM248 127H251V125H249ZM256 127V125L255 124H252V128H255ZM258 127V126H257ZM19 128H20V130H19ZM39 128V129H38ZM44 128V129H43ZM48 128V129H47ZM69 128V129H68ZM89 128H91V129H89ZM93 128H95V129H93ZM98 128V129H97ZM140 128V129H139ZM147 128V129H146ZM259 128H261V127H259ZM5 131H3V130ZM47 129V130H46ZM55 129V128H54ZM60 129V128H59ZM79 129H81V130H79ZM88 129V130H87ZM93 129V130H92ZM106 129V130H107ZM115 129V128H114ZM195 128H193V131H195L194 130ZM200 129H201V127H200ZM8 130V131H7ZM12 130V131H11ZM14 130H16V131H14ZM44 130V131H43ZM104 132H103V131ZM35 131V132H34ZM80 131V133H78ZM128 131H130L129 133H130V136H129V133H128ZM150 131V132H149ZM151 131L153 132V133H151ZM14 132V133H13ZM82 132V133H81ZM98 132H99V134H98ZM105 132H107V133H105ZM111 132V133H112ZM140 132H141V134H140ZM145 132H147L146 133V135H145ZM2 133V134H1ZM16 133V134H15ZM17 133H18V136H16L17 135ZM32 133V135H30ZM55 133H57V137H54L53 136V134H55ZM73 133H75V134H73ZM4 134V135H3ZM7 134V135H6ZM8 134H9V136H8ZM26 134V135H25ZM36 134H39V135H42V136H44V137H42V136H35ZM72 134V135H71ZM79 134V135H78ZM91 134V135H90ZM94 134V136H92ZM100 134H102V135H100ZM128 134V135H127ZM134 134V135H133ZM11 135V136H10ZM14 135H15V137L17 138H15V140H14ZM29 135H30V137H29ZM34 135V136H33ZM76 135V136H75ZM83 135V136H82ZM87 135V136H86ZM117 135V134H116ZM131 135H133V137H131ZM144 135V136H143ZM150 135V136H149ZM190 136H191V133L189 134ZM1 136H2V138H1ZM35 138V141H33L34 140V138ZM55 136H56V134H55ZM61 136V137H60ZM75 136V137H74ZM90 136H92V137H90ZM105 136V137H104ZM123 136V137H122ZM134 136H137L136 138L134 137ZM140 136V137H139ZM142 136V137H141ZM153 136V137H152ZM3 137H6V138H3ZM10 137V138H9ZM23 139V140H21V138ZM26 137H27V139H26ZM42 137V138H41ZM65 137V138H64ZM67 137V138H66ZM84 137H85V139H84ZM128 137V138H127ZM140 138V140H139V138ZM152 137V138H151ZM154 137H156V138H154ZM38 138V139H37ZM52 138V139H51ZM55 138H56V141H54L55 140ZM59 138V139H58ZM62 138H63V140H65V141H62ZM70 138V139H69ZM77 140H75V139ZM77 138H79V140L77 139ZM131 138V139H130ZM133 138H135V140H133ZM146 139V140H144V139ZM154 138V139H153ZM5 139H9V140H6L7 142H11V143H7L6 141H5ZM14 141H13V140ZM33 139V140H32ZM41 140V141H38V140ZM43 139H45V140H43ZM54 139V140H53ZM68 139V140H67ZM84 139V140H83ZM111 139V138H110ZM111 139V140H112ZM32 140V141H31ZM52 140V141H51ZM90 140V141H89ZM107 140H109V139H107ZM122 140V141H121ZM127 140V141H126ZM149 140V141H148ZM155 140V142H153ZM15 141H17V142H15ZM20 141H25V142H20ZM27 141H30V142H27ZM39 143H38V142ZM60 141H62V142H64V144H65V146H63L64 144L61 142L60 143ZM84 141V142H83ZM85 141H87L86 143H85ZM113 141V140H112ZM113 141V142H114ZM130 141H135V142H130ZM179 141V143H180V141L181 140H178ZM27 142V143H26ZM33 142V143H32ZM37 144H36V143ZM67 142V143H66ZM79 144H78V143ZM89 142H91V143H89ZM116 142V141H115ZM145 145H143L142 143ZM152 142V143H151ZM4 143L6 144V145H4ZM20 143V145H18V146H20L19 148H18V146L16 147V145L17 144H19ZM23 143H26V144H24V148H26L25 150H24V148L22 147L23 146ZM31 144V146H29L30 144ZM54 143V144H53ZM56 143V144H55ZM60 145H59V144ZM73 143V144H72ZM80 143H82V144H80ZM85 143V144H84ZM143 145H141V144ZM2 144H3V146H2ZM12 144V145H11ZM35 144V147L33 146V148L34 149H36V146H38V148L37 149H39V150H35V152H34V149H33V152H32V149H31V147H32V145H34ZM70 144V145H69ZM77 146H76V145ZM88 144H90V146H88ZM94 144V143H93ZM92 144V145H93ZM127 144V145H126ZM131 144V145H130ZM135 144V147L133 146ZM149 144V145H148ZM150 144H152V145H150ZM164 144V145H163ZM174 144H178V142H176L175 141V143ZM181 144V143H180ZM182 144L184 145V142H182ZM181 144V145H182ZM7 145H9L8 147L10 148V149H14L13 151H15V155H14V152H13V154H11L12 153V150H10L8 147H7ZM15 147H14V146ZM25 145H28L29 146V148H28V146H25ZM56 145V146H55ZM59 145V146H58ZM79 145V146H78ZM85 145V146H84ZM179 145V144H178ZM39 146H41L40 148H39ZM75 146V147H74ZM82 146H84V147H82ZM87 146V147H86ZM93 146H95V145H93ZM128 146V147H127ZM131 146H133V147H131ZM149 146V147H148ZM150 146H151V149H150ZM153 146V147H152ZM176 146V145H175ZM1 147H4V149L3 148H1ZM13 147V148H12ZM64 147V148H63ZM66 147V148H65ZM69 149H68V148ZM90 147V148H89ZM145 147V148H144ZM157 148V150L155 151L154 150V148ZM6 148V149H5ZM19 149V150H15V149ZM23 148V149H22ZM46 148V149H45ZM48 148V149H47ZM64 149V151H62L63 149ZM71 148H74V149H71ZM78 148V149H77ZM80 148V149H79ZM82 148V149H81ZM87 148H89L88 150H87V152H86V150H84V149H87ZM128 148V149H127ZM148 148V149H147ZM29 149V150H28ZM96 149V150H95ZM127 149V150H126ZM140 149H145V150H143V152H142V150H140ZM147 149V150H146ZM152 150V151H150V150ZM73 150V151H72ZM75 150H76V152H75ZM94 150L96 151V153L97 152H99V150L97 149V147L96 148H94ZM94 150L92 151V153H95L94 152ZM132 150H131V152H132ZM149 150V151H148ZM165 150V151H164ZM7 151H9V152H7ZM23 151H25V152H23ZM47 151V152H46ZM64 152V153H62V152ZM66 151H68V152H66ZM74 153V154H72V152ZM80 151V152H79ZM141 151V152H140ZM161 151H160V149H159V152L161 153ZM11 152V153H10ZM18 152H20V153H18ZM21 152H22V155H21ZM30 152H31V154H30ZM39 152H41V153H39ZM44 153V155H46V156H44L43 155V153ZM50 152V153H49ZM139 152V153H138ZM148 152V153H147ZM153 152V153H152ZM9 153V154H8ZM17 153V154H16ZM25 153V154H24ZM26 153H27V155H26ZM37 153H39V154H37ZM69 155H68V154ZM75 153H79V154H76L75 155ZM88 154V157L86 156V158H85V155H87ZM94 154V156H96L97 154ZM7 155V156H5V155ZM12 156H11V155ZM30 154V155H29ZM33 154V155H32ZM35 154V155H34ZM54 154V155H53ZM61 154V155H60ZM66 154V155H65ZM71 154V155H70ZM82 154H84V155H82ZM18 155H20V158L18 157ZM24 155V156H23ZM27 156V158L28 159H26V156ZM37 155V156H36ZM42 155V156H41ZM74 155V156H73ZM81 155L82 156H84V157H81ZM139 155V156H138ZM11 158H10V157ZM23 156V158H21ZM29 156H31V157H29ZM62 156H66L65 157V159H64V157H62ZM68 156V157H67ZM76 156H80V157H77L76 158ZM150 156H151V158H150ZM5 157H7V158H5ZM18 157V158H17ZM25 157V158H24ZM36 157V158H35ZM41 159H40V158ZM46 157V158H45ZM58 157V158H57ZM61 157V158H60ZM70 157V158H69ZM99 157V158H100ZM9 158V159H8ZM16 158H17V160H16ZM34 160H33V159ZM44 158V159H43ZM81 158H82V160H81ZM96 158V157H95ZM94 158V159H95ZM143 158V159H142ZM5 159V160H4ZM12 161H11V160ZM14 159V160H13ZM19 159H20V162H19ZM22 159H23V164H22ZM36 159V160H35ZM39 161H38V160ZM43 159V160H42ZM46 159H48V160H46ZM51 159L53 160V161H56V160H58V162L56 161V163L54 162L53 163V161H51ZM88 160V162H87V160ZM105 159V158H104ZM118 159V160H117ZM124 160V162H123V160ZM135 159V158H134ZM2 160V161H1ZM4 160V161H3ZM6 160L8 161L7 163H6ZM16 160V161H15ZM26 160V161H25ZM50 160V161H49ZM74 160V161H73ZM76 160V161H75ZM79 160V161H78ZM86 160V161H85ZM122 160V161H121ZM28 161V162H27ZM38 161V162H37ZM42 161V162H41ZM64 161H65V163H64ZM69 161H71V162H69ZM72 161H73V163H72ZM97 161H101L100 163H97V164H94V163H96ZM120 161V162H119ZM4 162V163H3ZM13 162H15V164L13 163ZM26 162H27V164H26ZM35 162H37V163H35ZM47 162V163H46ZM60 162V163H59ZM77 162V163H76ZM114 162V163H113ZM118 162V163H117ZM126 162V163H125ZM16 163H17V165L18 166H20V167H18L17 165H16ZM19 163V164H18ZM41 163V164H40ZM90 163H92L91 165H90ZM102 163H103V165H102ZM107 163V164H106ZM123 163V164H122ZM130 163V164H129ZM140 163H137V164H140ZM6 164V165H5ZM11 164H12V166L13 167H10L11 166ZM31 164H32V166H31ZM34 164V165H33ZM38 166H36V165ZM75 164V165H74ZM89 164V165H88ZM99 164V167H98V170L96 171V172H98L97 174H96V172H95V168H97V166L96 165H98ZM113 164V165H112ZM120 164H122V165H120ZM126 164V165H125ZM128 164V165H127ZM132 164V165H131ZM4 165V166H3ZM16 165V166H15ZM27 165V166H26ZM41 165H43V166H41ZM46 165V166H45ZM79 165V166H78ZM113 167H112V166ZM117 165V166H116ZM120 167H119V166ZM124 165L125 166H128V167H124ZM22 166V167H21ZM37 167V168H35V167ZM65 166V167H64ZM77 166L79 167V169H77ZM83 167V169H80L81 167ZM84 166H85V168H84ZM96 166V167H95ZM101 166V167H100ZM122 166L125 168L124 169V172H125V174H124V172H123V170H122ZM14 167H15V169L17 170V171H15V169H14ZM32 169H31V168ZM34 167V168H33ZM41 167V168H40ZM47 167V169H45ZM51 167H53V168H51ZM57 167V168H56ZM69 167H71V168H69ZM73 167V168H72ZM76 167V168H75ZM88 167H89V170L90 171H88ZM107 167V168H106ZM117 167L119 168V169H121L122 170V172H120L121 174H119V172L117 173ZM1 168H2V170H1ZM23 168H24V170H23ZM39 168H40V170H39ZM50 168V169H49ZM64 170H63V169ZM68 170H67V169ZM94 168V169H93ZM8 169V170H7ZM11 169H13V170H11ZM19 169V170H18ZM37 169H38V172H37ZM44 169V170H43ZM60 169V170H59ZM73 169H75V170H73ZM91 169H92V171H93V173L91 174L90 172H92L91 171ZM101 169V170H100ZM118 169V170H119ZM10 170V171H9ZM27 170V171H26ZM31 172H30V171ZM35 172H34V171ZM53 170H56V171H58L57 173H56V171H53ZM67 170V171H66ZM77 170V171H76ZM83 170V173L81 172ZM100 170V171H99ZM13 171H15L14 173H13ZM21 171V172H20ZM29 171V172H28ZM33 171V172H32ZM40 171H42V172H40ZM46 171V172H45ZM51 171H52V173H55V175L56 176H54V174L52 175V173H51ZM60 171V172H59ZM71 171V172H70ZM85 171V172H84ZM112 171V172H111ZM9 172V173H8ZM26 172V173H25ZM43 172H45L44 174H46V175H49V176H44V174H43ZM47 172H48V174H47ZM62 172V173H61ZM64 172H66V173H64ZM73 172V173H72ZM79 172H81V173H79ZM88 172L91 174V177H93V178H95V180H93V178H91L89 175L90 174H88ZM95 172V173H94ZM101 172H103V171H101ZM101 173V174H99V175H102L103 174V176H105L106 175V173ZM111 172V173H110ZM3 173V174H2ZM5 173V174H4ZM7 173V174H6ZM15 173H18V174H15ZM20 173H22V174H20ZM23 173L25 174V176L23 175ZM28 173L30 174L29 176H27L28 175ZM34 173V174H33ZM37 173V174H36ZM69 173V174H68ZM86 173V174H85ZM13 174V175H12ZM27 174V175H26ZM41 174H43V175H41ZM58 174H60V175H58ZM65 174V175H64ZM73 174V175H72ZM82 174V175H81ZM88 174V175H87ZM95 174V175H94ZM122 174H124V175H122ZM3 175V176H2ZM8 175V176H7ZM14 175H16V177L14 176ZM37 175V176H36ZM39 175H41L40 176V178H42V179H39ZM69 175V176H68ZM78 175H81V176H78ZM86 175V177L88 178V176L91 178V182H92V180L93 181H95L96 183V185L95 184H93L94 182H92V184H91V182H89V184H87V183H83V182H85V181H89V178L87 179L86 177H84ZM93 175V176H92ZM10 176V177H9ZM12 176H14V177H12ZM19 177V179H17L18 177ZM21 176H24V177H26V179L24 178V177H21ZM51 176V177H50ZM59 178H58V177ZM62 176H63V178H62ZM72 176V177H71ZM75 176V177H74ZM84 177L85 179H84V181H82V182H80V184H78L77 185V183H79L78 181H80L79 179H78V177ZM45 177V178H44ZM57 178V179H54V178ZM73 177L75 178V179H73ZM1 178H3V179H1ZM5 178V179H4ZM7 178V179H6ZM12 179V181H11V179ZM23 178H24V180H23ZM31 179V178H33V179H31V180H29L28 181V179ZM50 178V179H49ZM53 178V179H52ZM66 180H65V179ZM69 178H71V179H69ZM77 178V179H76ZM21 179H22V181H21ZM36 179V180H35ZM38 179V180H37ZM44 179V180H43ZM67 179H69L68 181H67ZM98 179H99V177H98ZM97 179V180H98ZM100 179H102L101 177H100ZM6 182H5V181ZM17 180V181H16ZM34 180V181H33ZM46 180H48V182L46 183ZM49 180H53V182H51V183H49L50 181ZM60 180V181H59ZM61 180H63L64 181V183H63V181L61 182ZM83 180V179H82ZM11 181V182H10ZM18 181H19V183H20V185H19V183H18ZM24 181V182H23ZM33 183V184H31V182ZM36 181V182H35ZM43 181H45L44 183H46L45 185L44 184H41ZM66 181H67V184H66ZM70 181V182H69ZM100 181V180H99ZM3 182V183H2ZM15 182H17V183H15ZM36 184H35V183ZM69 182V183H68ZM1 183H2V185H1ZM5 183H7V184H9V185H7V184H5ZM31 185H30V184ZM40 183V184H39ZM48 183L50 184V185H48ZM54 185H53V184ZM59 183V184H58ZM71 183H72V185H71ZM76 183V184H75ZM100 183V182H99ZM28 184V185H27ZM4 185V186H3ZM11 185V186H10ZM16 185V186H15ZM17 185H19V186H17ZM46 185H48V187L52 190V191H50L51 193L52 192H55L54 194L58 197V195L59 196H61V199L65 196L66 198H68L69 199V197H70V199L72 200L74 197H73V195H76L75 197H76V199H73V202L75 203L76 201H77V199H78V201L80 202V203H82L83 204V206H81L80 205V207L81 208H78L79 210H80V212H79V210H77L76 209V207L77 206H79V204L80 203H78L77 204V206H75L74 205V203L72 204V202H71V205L69 204H67L68 202H69V200L68 201H65L66 199L65 198H63V200H61V201H65V202H67V203H63V206L64 205H66V206H74V207H72V208H74V209H72L71 207L70 208H66L65 206H64V208H66V209H62V204L60 205V200H59V202L58 201H56V200H54V199H57V198H55V195L52 193H50L51 194V197H48V195L50 196V194H48L47 192L49 191L48 189L46 190L47 192H45L44 190L46 189ZM60 186V187H58L57 188V186ZM71 185V186H70ZM77 185V186H76ZM89 185V186H88ZM94 185V187H97V188H93L92 186ZM7 186V187H6ZM10 186V187H9ZM14 186V187H13ZM31 186V187H30ZM33 186V187H32ZM41 186V187H40ZM45 186V187H44ZM51 186H53L54 187V189H52L53 187H51ZM63 186H65V187H63ZM70 186V187H69ZM74 186V187H73ZM80 186V187H79ZM5 187H6V189H5ZM9 187V188H8ZM17 187H19V188H17ZM42 187H44L43 189L44 190H40V188L42 189ZM79 187V188H78ZM83 187V188H82ZM88 187V188H87ZM5 190H4V189ZM30 188V189H29ZM36 188H37V190H36ZM57 188V190L58 191H55V189ZM66 188V189H65ZM73 188V189H72ZM78 188V189H77ZM98 188H100V189H98ZM17 189H19V190H17ZM23 189V190H22ZM39 189V190H38ZM74 190V191H72V190ZM96 191V192H94V190ZM98 189V190H97ZM13 190H14V192H13ZM24 190L26 191V192H28V193H26V192H24ZM29 190V191H28ZM36 190V191H35ZM61 190V191H60ZM71 190V191H70ZM77 190V191H76ZM90 190V191H89ZM18 191V192H17ZM20 191V192H19ZM24 193H23V192ZM39 191H42V192H40V193H42L43 194V191L45 192V193H47L46 195L44 194L42 197L40 196V195H42V194H39L38 192ZM87 191H89V192H86ZM93 191V192H92ZM9 192H10V194H9ZM16 192V193H15ZM57 192H60V193H57ZM67 192V193H66ZM69 192V193H68ZM102 192H104L103 191V189H102ZM25 193H26V195H25ZM64 193V194H63ZM82 195H81V194ZM18 194V195H17ZM22 194H24V195H22ZM35 194H38V195H36V196H38L37 198H38V201H40L39 203H37L35 200H37V198H36V196H35V198H34V196L33 195H35ZM70 194V195H69ZM14 196V195H16V196H14V197H12V196ZM28 195V196H27ZM30 195H32L30 198L32 199H28V197L30 196ZM52 195L54 196L53 198H52ZM100 195V196H99ZM8 196V197H7ZM19 196V197H18ZM20 196H22V197H20ZM28 199L26 202H29V200H30V202L29 203H31V205L30 204H27L26 202H25V200H26V198ZM45 196H47L48 197V199H47V197H45ZM73 198H72V197ZM78 196V197H77ZM79 196H80V198H79ZM83 196H85V197H83ZM87 196V197H86ZM98 196V197H97ZM105 196H106V193H105ZM2 197V196H1ZM0 197V198H1ZM18 197V198H17ZM24 197V198H23ZM33 197V198H32ZM43 197L45 198V199H43ZM101 197H103L104 198V196H101ZM14 198V199H13ZM23 199V202H22V199ZM51 198H52V200H51ZM93 198H95L96 200H94ZM108 198V197H107ZM7 199V200H6ZM15 199H17L18 201H20L22 204H24V202H25V204L24 205H26V206H24V205H22V207H21V205H20V203L19 202H16L14 205H11V203L10 202H12V203H14L16 200ZM34 199V200H33ZM39 199H41V200H39ZM50 199V200H49ZM59 199V198H58ZM104 199H106V197L104 198ZM3 200V199H2ZM2 200H0V201H2ZM6 200V201H5ZM9 200H13V201H9ZM15 200V201H14ZM47 200V201H46ZM70 200V201H71ZM94 200V201H93ZM117 200H119V199H117ZM122 200V198H120V201ZM9 201V202H8ZM31 201H34L33 203H34V205L32 204V202ZM49 201V202H48ZM51 201H52V204H53V202H54V204L55 205H57V203H58V205H60L61 206V209H59L58 208V205H57V207L56 206H54L53 205V208H55V211H54V209L52 208V206H51ZM55 201H56V203H55ZM77 201V202H78ZM88 201V202H87ZM101 201H103V199H101ZM124 201V200H123ZM7 202V203H6ZM44 203L45 205H46V202H47V204L49 203V206H51V207H49L48 205H46V206H48L49 208H47V209H49V210H53V215L51 214L50 215V213L52 212V210H51V212L50 213H46V212H49V210H44L45 208H42V213H41V210H39V209H41L40 207L42 206V205H44V204H40V203ZM76 202V203H77ZM89 202H92V203H90L89 204ZM19 204V206H18V204ZM132 203V202H131ZM135 203V202H134ZM16 204H17V207H16ZM37 204V205H36ZM89 204V205H88ZM94 204H96V203H94ZM40 207H39V206ZM45 205H44V207H45ZM108 205V204H107ZM129 205V206H128ZM12 206H14V207H12ZM32 207V209L34 210L35 208H36V210H37V207L39 208L36 212H34V211H32V209L31 208H28V207ZM35 208H34V207ZM37 206V207H36ZM95 206V205H94ZM149 206V205H148ZM1 207V206H0ZM23 207H24V209H23ZM82 207H83V209H82ZM89 207V208H88ZM106 207V206H105ZM133 207L135 208V209H133ZM137 207V208H136ZM155 207H157V206H155ZM19 209V210H17V209ZM22 208V209H21ZM27 208V209H26ZM56 208H58V211H56L57 209ZM91 208V209H90ZM97 208V207H96ZM138 208H140L139 210H138ZM149 210H148V209ZM13 209H15V210H13ZM67 209H72V210H67ZM83 211H82V210ZM136 209H137V211H136ZM6 210V211H5ZM27 210V211H26ZM147 210H148V212H147ZM152 210V211H151ZM153 210H154V212H153ZM157 212H156V211ZM8 211V212H7ZM15 211V212H14ZM20 211V212H24V211H26L27 212V214L28 215H25L26 214V212H24V215H25V217H23V214L22 213H18V212ZM29 211V212H28ZM45 211V212H44ZM72 211V212H71ZM102 211V212H101ZM138 211L140 212L139 214H138ZM151 211V212H150ZM2 212V213H1ZM10 212V213H9ZM32 212V214H30ZM39 212V213H38ZM136 212V213H135ZM141 212H146L145 214L146 215H144V218H142V216H141V218H140V215H143ZM6 213H8V216H6ZM35 213V214H34ZM54 213H56V215L54 214ZM58 213V214H57ZM22 214V215H21ZM43 216H42V215ZM45 214V215H44ZM138 214V215H137ZM11 215H14V216H11ZM16 215H18V218H17V216ZM21 215V216H20ZM32 215V216H31ZM40 215H41V217H40ZM129 215H131V217H132V215H133V219L129 216ZM16 216V217H15ZM28 216V217H27ZM30 216V217H29ZM39 216V217H38ZM48 216V217H47ZM129 216V217H128ZM6 217H8V218H6ZM13 217V218H12ZM15 217V218H14ZM118 217V218H117ZM151 218H153L152 216H150ZM39 220H38V219ZM137 218V219H136ZM155 218V217H154ZM23 219V220H22ZM28 220V221H26V220ZM118 219V220H117ZM127 219V220H126ZM19 220V221H18ZM20 220H21V222H24V224L23 223H20L19 224V222H20ZM30 220V221H29ZM114 220L116 221V222H114ZM31 221H32V223H31ZM35 221L37 222V223H35ZM118 221V222H117ZM124 223H123V222ZM127 221V222H126ZM131 221V222H130ZM144 221H145V219H144ZM28 222V223H27ZM116 224V226H113V225H115L114 223ZM134 222V221H133ZM4 223V224H3ZM29 223H31V224H29ZM136 224H137V222H135ZM134 223V224H135ZM138 223H139V221H138ZM145 223H147V222H145ZM21 224H22V226H21ZM26 224V225H25ZM28 224V225H27ZM33 224V225H32ZM135 224V225H136ZM8 225V226H7ZM23 225H25V226H23ZM123 227H122V226ZM139 225V224H138ZM138 225H136V226H138ZM142 225V224H141ZM7 226V227H6ZM19 226H20V228H19ZM111 226H113V227H111ZM133 226V225H132ZM135 226V227H136ZM6 227V228H5ZM24 227V228H23ZM109 227V228H108ZM111 227V228H110ZM115 227L118 229V231H117V229L115 230ZM122 227V228H121ZM9 228V229H8ZM27 228V229H26ZM119 228H121V229H119ZM6 229V230H5ZM12 229V230H11ZM24 229V230H23ZM125 229V228H124ZM9 230V231H8ZM27 230V231H26ZM114 230V231H113ZM115 231H117V233L115 234L114 232ZM123 232H120L119 233V235L121 236V240L125 237V238H127V235H126V233H125V231L126 230H122ZM5 233V234H4ZM2 234H4V235H2ZM110 234H112L111 236H110ZM115 236H114V235ZM124 234V235H123ZM142 233H139L138 235H137V237H138V239L139 238H141V237H143L142 235H141ZM117 236L118 237V239L120 238V236ZM126 235V236H125ZM112 238V242L110 241V239ZM123 237V238H122ZM4 238V239H3ZM124 238V239H125ZM6 239V240H5ZM123 239V240H124ZM142 239V238H141ZM110 242H109V241ZM120 240V239H119ZM120 240V242H124V241H121ZM128 239H126L125 241H127ZM149 240H148V242H149ZM4 241V242H3ZM67 242V243H66ZM148 242H146V243H148ZM145 243V242H144ZM93 244V245H92ZM151 244V245H152ZM101 245H103V246H101ZM106 245V246H105ZM68 246V247H67ZM79 246V247H78ZM82 246H83V248H82ZM142 246V245H141ZM140 246V247H141ZM145 246H147L148 247V244H146V245H144V247ZM81 247V248H80ZM97 247V248H96ZM100 249H99V248ZM143 247V246H142ZM141 247V248H142ZM144 247L142 248V249H144ZM71 248V249H70ZM107 248V247H106ZM105 248V249H106ZM156 248V250H154ZM75 249V250H74ZM79 249V250H78ZM81 249V250H80ZM85 249V250H84ZM94 249V250H93ZM97 249V250H96ZM99 249V250H98ZM157 249H158V251H157ZM38 250V251H37ZM75 251V252H73V251ZM82 250H84V251H82ZM90 250V251H89ZM140 250V249H139ZM145 250V249H144ZM154 250V251H153ZM39 251L40 252H42V254H40L39 253ZM77 251H79V252H77ZM88 251V252H87ZM93 251V252H92ZM99 251V252H98ZM104 251V250H103ZM140 251H142V250H140ZM148 251V250H147ZM146 251V252H147ZM157 251V252H156ZM161 251V252H160ZM175 251V250H174ZM173 251V252H174ZM128 252V253H129ZM142 252H144V251H142ZM161 253V255H159L160 253ZM36 253H37V255H36ZM81 253V254H80ZM93 253V254H92ZM132 253V252H131ZM157 253V254H156ZM165 253V254H164ZM169 252H167V254H168ZM70 254V255H69ZM87 254H88V256H87ZM133 254V253H132ZM131 254V255H132ZM143 254H144V256H143ZM146 254H148L147 256H146ZM150 254V255H149ZM156 254V255H155ZM45 255V256H44ZM78 255V256H77ZM83 255V256H82ZM131 255H129V256H131ZM134 255V254H133ZM132 255V256H133ZM159 255V258L160 259H158L157 260V258H155L156 259V261H155V259L153 258V257H156V256H158ZM83 258H82V257ZM121 256H123V257H121ZM128 256V255H127ZM150 256V257H149ZM168 256H169V254H168ZM170 256H171V253H170ZM79 257V258H78ZM83 259V260H81V258ZM112 257V258H113ZM114 257V258H115ZM142 257V258H141ZM167 257V256H166ZM15 258H16V260H15ZM44 258V259H43ZM47 258V259H46ZM77 258H78V260L80 261V262H78L77 263ZM115 258V259H116ZM135 260H134V259ZM138 258V259H137ZM146 258H148V259H146ZM150 258H151V260H150ZM152 258L154 259L153 261H152ZM250 258V259H249ZM46 259V260H45ZM50 261H49V260ZM70 259H72V260H70ZM88 259V258H87ZM143 259V260H142ZM145 259V260H144ZM244 258H241V260H243ZM245 259H247V260H245ZM244 259V261H246V262H248V264H250L251 262H249V261H251L252 259H251V257H248V258H245ZM248 259H249V261H248ZM43 260H45V262L43 261ZM69 260V261H68ZM76 260V261H75ZM121 262H120V261ZM141 260V261H140ZM149 260V261H148ZM237 260V259H236ZM22 261V262H21ZM73 261V262H72ZM144 263H143V262ZM244 261H242L241 263L243 264V262ZM39 262V263H38ZM47 262V263H46ZM141 262V263H140ZM245 263V262H244ZM156 264V263H155ZM237 264V263H236ZM238 264H240V262L238 263ZM245 264H247V263H245ZM251 264H253V262L251 263Z\"/></svg>",
    "mask_w": 264,
    "mask_h": 264
},
{
    "label": "bare ground",
    "instance_id": "6f19581e",
    "mask_svg": "<svg viewBox=\"0 0 264 264\" xmlns=\"http://www.w3.org/2000/svg\"><path fill=\"white\" fill-rule=\"evenodd\" d=\"M13 1V0H12ZM43 0H41V2H42ZM53 1V0H52ZM56 1L57 0H55V3H56ZM74 1V0H73ZM79 1V0H78ZM77 1V2H78ZM86 1V0H85ZM90 1V0H89ZM92 1V0H91ZM99 5H102V4H106L107 3V1H109V0H95ZM111 1H115L116 3H115V5L117 4V6L118 5H120V4H122L123 3V1H125V0H111ZM136 0H134V2H135ZM142 1V0H141ZM143 1H145V0H143ZM148 1V0H147ZM149 1H151V0H149ZM172 1V0H171ZM221 1V0H220ZM237 1V0H236ZM235 1V2H236ZM241 1V0H240ZM255 1V0H254ZM258 1V0H257ZM256 1V2H257ZM260 1V0H259ZM258 1V2H259ZM263 1V0H262ZM36 2H37V0H22V1H20V0H15V5H14V7L12 6V8L10 7V6H8V4L7 5H3L2 7H0L1 8V11L4 13V9H2V8H5L6 10H5V12L8 10V7H10L9 8V10L6 12V16H10L11 18H14V17H21L22 15H24L26 12H27V9H28V7H31V5H33L34 3L36 4ZM131 2V1H130ZM146 2V1H145ZM173 2V1H172ZM198 2V1H197ZM238 2V1H237ZM243 2V1H242ZM39 3V2H38ZM55 3H54V5H55ZM76 3V2H75ZM108 3H110V2H108ZM128 3V2H127ZM141 3V2H140ZM140 3L138 4V2H137V4H135L134 6H136V5H138V6H140ZM144 3V2H143ZM151 3V2H150ZM169 3V2H168ZM262 3V2H261ZM264 3V2H263ZM1 4V3H0ZM4 4V3H3ZM58 4V3H57ZM87 4V3H86ZM89 4H90V2H89ZM131 4H134V3H130V5ZM145 4H147V3H145ZM172 4V3H171ZM174 4V3H173ZM222 4H223V1H222ZM245 4V3H244ZM11 5V4H10ZM81 5V4H80ZM83 5H85V4H83ZM107 5V4H106ZM129 5V6H130ZM149 5V4H148ZM150 5H153V4H150ZM177 5H178V3H177ZM207 5H209V4H207ZM214 4H212V6H213ZM221 5V4H220ZM232 5V4H231ZM249 5V4H248ZM5 6V7H4ZM38 7H37V9L35 10V11H33V13H30L31 14V16L33 15V14H35L34 16H36V17H39L40 15H43V14H45V11L48 13V9L49 8H53V7H51L52 5H50L49 4V2H44V3H41L40 5H37ZM57 6V5H56ZM59 6V5H58ZM68 6V5H67ZM75 6V5H74ZM93 6H95V5H93ZM97 6V5H96ZM116 6V7H117ZM138 6H136L137 8L135 9V7H134V9H135V12H137V11H139V12H137V14L135 13V17L136 18H134L133 17V19L135 20V23H133V25H134V27H135V25L136 26H138V28L137 29H139L140 30V28L141 27H145V29H143L142 31H138L137 32V30H135L136 28H134V30H135V32H137V33H134L133 31V33L134 34H136V37L138 38V40L140 39V41H142L143 42V40L144 39H153L152 41H150V40H145V43L143 44L142 42H140V44L142 43L145 47L143 48L142 46V48H143V51H145L146 49L145 48H147V50L150 48V51H149V53L147 54L146 53V55L145 56H143V55H140L141 53V51L139 52L140 54H137V55H140V56H142L143 58H145V57H147L146 58V62H147V65H148V63H149V67L151 68V70H150V72H151V74H149V76L151 75H153L154 77V80H153V78L151 79V80H153V81H157L156 83H154V85L155 86H153V88L155 87V89H157L158 90V92L159 93H157V94H155V95H152V94H150V93H148V91L146 92V90L145 91H143V89H142V91L141 90H139V88H137V85H136V89H138V90H129V89H127V88H125V89H122V90H124L125 92H123L121 89L120 90H117L116 91V93L119 91V93L120 92H123L122 94H124L125 93V95L123 96V98H125V99H129L130 100V102H129V104L133 101V100H135V102L134 103H136V106L134 105H132L133 107H137L136 109H134V111L133 110H131L130 109V107H129V105L127 104V103H124V101L126 102V100H124L123 99V101H120V100H122V96H120V98H119V95H118V98H116V100L114 101V103H113V107L114 108H112V106H111V109H113L112 111L110 110V105H111V103L112 102H110L111 100H110V96H111V94H110V96L109 97H106V96H108L107 94L106 95H104L103 97H101V99H102V104H103V106H100V109L101 110H99L98 109V111L97 110H89L90 109V107H89V103H87V101H86V103L88 104V105H86V103H85V99L83 100L84 101V103H83V105H84V108L87 106L88 108V111H90V113H91V111H92V113H91V115H92V117L94 118L93 120H95L94 122L97 124V126L99 125V126H104V127H106L105 129L104 128H102V129H104L105 131H108V129H107V127L109 128V127H111V132L113 131L114 132V134H115V136L116 137H120V139H122L121 138V135H123V134H125L126 135V131L127 130H132V129H135V126H133L134 124H132V125H130L132 122H137V120H138V123H139V125L140 124H142L143 123V125H145V126H148V128L150 127L151 129L150 130H152V129H155L156 130V132H157V134H159L158 136V138H161L162 140L160 141V142H165V144H167L168 145V147L169 148H167V151H165V152H163V151H161L162 149H165V146H164V148H163V146H161L162 148H159L160 149V151H161V153L159 152V149L157 150V148L155 147L154 148V150L156 151H158V153H153V154H151L152 156H153V158L150 160V161H148L147 163H146V159L143 161V163L145 162V165L144 164H141L140 162H138L139 161V159L141 160V158H139L140 156H143V157H145L143 154H141L139 157H137L136 155H135V153L137 152V151H139V150H137L136 151V149H135V153H133L134 152V150H132V148H129V150H127V151H125L124 149V147H123V150H122V148H121V146H123V142L122 143H120L119 141L117 142V140L115 139V141H114V138H115V136L113 135V139H112V137H110V138H107V139H109V140H107V139H105L107 136H109V134L107 133V132H105V133H107L108 135L103 139V137H98V138H96L97 137V135H96V137L94 136V134L92 135V136H94V138L92 137V136H90V137H92L93 139H91L92 140V143L91 142H89V143H91V146H90V144H88V146H90L92 149V151L94 150V148H96L97 147V149L99 150V152H97L96 153V149L94 150V152L97 154L96 156H94V154L95 153H92V151L91 150H88L89 148H87V149H84V150H86V152H87V150H88V154H89V158H87V159H89V160H92V161H90V162H92L93 163V161L95 162L96 160H99V159H101V157L100 156H103V160L102 161H104L103 163L105 164V160L107 161V159L111 162V160H115L113 157V155H119V151H118V153H116V151L115 152H113V150H120L122 153H120V155L122 154L123 156H124V158L125 159H128V160H125L126 162L128 161V162H132V161H136V159L138 160L137 162H135V163H133V165H132V168L133 169H131V168H129L128 166H125L124 165V167L126 168V167H128V168H124L123 166H122V170H123V172H124V169H125V172H126V170H127V172H126V174H125V172H124V174L126 175L125 177H118L117 175L116 176H114L113 174H116V173H114V171H115V169H114V171H113V173L112 174H108L109 173V170H111V169H113V168H110V166L107 168V169H109L108 170V173H107V169H106V172H105V170H103L104 169V167H102V170L101 171H103V172H101L100 170V173L99 174H101V173H106V175L105 176H103V174L102 175H99V174H97L98 172H96L97 170H98V167H99V164L98 165H96L97 166V168H95V172H96V174H97V176H94V177H97L96 178V181L98 182V185H99V187H100V184L102 185V188H101V194L102 193H104V195L102 194L101 196H104V198L106 197V199H104L103 197H101L100 195V198L101 199H103V201H101V199H99L100 201V203H98L97 204V201L95 202L94 200H96L95 198H93L94 200V203H96V204H91L90 206H92V209H94L95 211H96V209H98V211H99V208H100V210H102V209H107L108 210V207H110V206H112V204L113 205H115L116 204V206L117 207H115L114 206V208H118L119 207V204L117 205V203H123V204H128L129 203V205L132 207V205L134 204L135 206L136 205H139V206H137V207H141L142 206V208H141V210L142 211H144V209H145V206L143 207V205H147V207H150L151 206V208L153 209V208H159L158 210H160V211H158V212H161V213H159L160 215L158 216L157 215V217H156V214H154L155 216H153V215H151V214H153V213H150V216H152L153 218H151L150 216H149V214L147 215L148 216V220L150 219V221L148 222V221H146L147 219V217H145L144 218V215H146L144 212H141L143 215H140V218H141V216H142V218H144L145 219V221H144V219H143V223L141 222V224H140V221H142V219H140V220H138L139 221V223H138V221L136 220H133L132 221V223L130 224H124V225H126V227H124L122 230H126L125 231V233H126V235H127V238H123L122 240H121V236L119 235V233L120 232H123L122 230H119L120 232L118 233V235L120 236V240L121 241H124V242H120V240L118 239V235L116 234L117 233V231H118V229L115 227V230L117 229V231H115L114 233L116 234V238H117V240H115V237H114V242H112L111 240H112V234H110V241L112 242V243H110L111 244V246L108 244V246H106L104 249H101V253H97L96 251H95V255L93 254V255H89L88 256V254H87V258H86V256H85V259L83 260L81 257V260H83V261H88V260H92V259H94V258H96V260L98 259V260H100V258H101V256L103 257V255H105V254H114L115 256H116V253L118 254V251H116V250H119V254H121V252H123L122 253V255H126V254H124V251H125V249H126V251L129 249L131 252H129V251H127V252H125V253H127V255L125 256V260H126V258L127 257H129V258H132V257H134L135 256V259H136V257H138L139 259H140V257H139V255L140 256H142V253H150V254H152V256H153V252L151 253V252H149V248H151V247H153V244H155V246L154 247H158V249L160 250V248L161 249H164V251L165 250H167V252H169L168 254H169V256H168V254H167V252H166V256H163V253H162V258L160 259L159 258V255H161V251L159 252L160 254L158 255V256H156V257H153L154 259L155 258H157V260L158 259H160V260H158V261H156V259H155V261L156 262H153V264H238L239 262H240V264H242L241 262L242 261H244V259L245 258H248V257H251V261H249V259H248V261L249 262H253V264H264V99L262 98L263 97V95H264V86H263V82H262V86H263V88L261 87V85H260V83H259V85L260 86H256V85H258V84H256V83H253V80L252 79H250L249 81H248V79L251 77V76H253V72H254V70H256V73H257V71H259L260 69H258V67H259V65H258V67L257 68H253L254 70L251 72L252 73V75L247 79V80H245L244 79V81H242V78H241V81H237L239 78H237V80L236 79H233V80H236V82L235 81H232V80H230V79H232V78H229L228 80H226L225 81V84L223 83V85L221 84V82H223V81H221V80H217L216 78L218 77H209L210 79H207V76L206 75H204L203 73H200V74H202V75H204V76H200L199 75V71H198V75H196V73L194 74L193 73V71H192V69L194 68L193 66H195V65H197V63H198V60L199 61H202L203 63H206V65L205 66H207L209 69H216V68H224V66H225V64H223V61L222 60H219V58H218V60H215V59H213L209 54H211L212 53V51H214V49L212 48L211 49V47H210V45L211 44H209L208 45V47L206 46V44H200V43H198L197 42V40H196V38L194 39V40H192V39H190V40H192L191 42H192V44L194 45V47H195V49H196V52H193L192 54H187L186 56H184L185 57V59H179V60H175V58L173 59V57H172V55L171 56H169V54H171L173 51L172 50H170V52L171 53H167V52H169L168 51V49L166 50L165 48H163L161 45H163V44H165L168 40L167 39H165V37H164V39L166 40V42H164L163 40V42L164 43H159L158 41H157V38H161L162 39V29H163V27H162V25L160 24L161 23V14H159V12H158V10H157V12H158V14L160 15V21H159V19H158V17H157V20H155L156 19V16L155 15H153L154 16V18H151V17H149L148 15L149 14H144V13H142L141 11L142 10H145V9H142L141 10V8H144V7H138ZM157 6H158V4H157ZM171 6V5H170ZM174 6V5H173ZM180 6V5H179ZM183 6H185V5H183ZM182 6V7H183ZM234 6V5H233ZM243 6V5H242ZM34 7V6H33ZM63 7V6H62ZM64 7H66V6H64ZM72 7H73V5H72ZM113 7H115L114 6V4H113ZM120 6H118V8H119ZM133 7V6H132ZM132 7H130V9L132 8ZM147 7H150V6H147ZM165 7V6H164ZM164 7H163V10H164ZM175 7V6H174ZM178 7V6H177ZM221 7V6H220ZM241 7V6H240ZM239 7V8H240ZM83 8V7H82ZM86 8H87V6H86ZM118 8H116V9H118ZM152 8V7H151ZM167 8V7H166ZM172 8V7H171ZM185 8H186V6H185ZM243 8V7H242ZM241 8V9H242ZM249 8H250V6H249ZM248 8V9H249ZM255 8V7H254ZM29 9H31V8H29ZM28 9V10H29ZM55 9V8H54ZM53 9V10H54ZM67 9V8H66ZM74 9V8H73ZM77 9V8H76ZM84 9H85V7H84ZM83 9V10H84ZM94 9V8H93ZM115 9V8H114ZM113 9V10H114ZM120 9V8H119ZM159 9H161V8H159ZM169 9V8H168ZM217 9V8H216ZM224 9V8H223ZM235 9V8H234ZM52 10V11H53ZM68 10V9H67ZM78 10V9H77ZM87 10H88V8H87ZM113 10H111V12L113 11ZM162 10V11H163ZM183 10V9H182ZM182 10H181V12H182ZM218 10H220V9H218ZM217 10V11H218ZM222 10V9H221ZM225 10V9H224ZM224 10H222V11H224ZM245 10V9H244ZM250 10V9H249ZM79 11V10H78ZM93 11V10H92ZM95 11V14H96V10H94ZM101 11V10H100ZM122 11V10H121ZM160 11V10H159ZM177 11V10H176ZM180 11V10H179ZM186 11V10H185ZM216 11V10H215ZM214 11V12H215ZM61 12V11H60ZM66 12V11H65ZM81 12V11H80ZM85 12V11H84ZM83 12V13H84ZM115 12H117V11H114V13ZM119 12H120V10H119ZM118 12V13H119ZM153 12H155V11H153ZM165 12H166V9H165ZM167 12H169V11H167ZM170 12H172V11H170ZM169 12V13H170ZM220 12V11H219ZM230 12H231V10H230ZM230 12H228L229 14H230ZM233 12H234V10H233ZM232 12V14L234 15V13ZM261 12V11H260ZM2 13V14H3ZM76 13H78V12H76ZM91 13H93V12H91ZM90 13V14H91ZM101 13V12H100ZM113 13V12H112ZM193 13V12H192ZM225 14H228L227 13V11L225 10V12H224ZM262 13V12H261ZM260 13V14H261ZM5 14V13H4ZM49 14V13H48ZM60 14V13H59ZM65 14V13H64ZM68 14H70V12L68 13ZM89 14V15H90ZM117 14V13H116ZM155 14V13H154ZM168 14V13H167ZM172 14V13H171ZM170 14V15H171ZM174 14V13H173ZM189 14V13H188ZM194 14V13H193ZM216 14V13H215ZM220 14V13H219ZM257 14H258V12H257ZM47 15V14H46ZM50 15V14H49ZM101 15V14H100ZM128 15H130V14H128ZM134 15V14H133ZM152 15V14H151ZM150 15V16H151ZM157 15V14H156ZM179 16H180V14H178ZM185 15V14H184ZM223 16H225L224 14H222ZM232 15V16H233ZM237 15V14H236ZM5 16V15H4ZM5 16V17H6ZM28 16H29V14H28ZM45 16V15H44ZM94 16V15H93ZM92 16V17H93ZM165 16V15H164ZM168 16V15H167ZM186 16V15H185ZM194 16V15H193ZM227 16H229V15H227ZM249 16V15H248ZM247 16V17H248ZM30 17V16H29ZM41 17V16H40ZM40 17H39V19H40ZM58 17V16H57ZM56 17V18H57ZM60 17V16H59ZM71 17V16H70ZM84 17V16H83ZM87 17V16H86ZM95 17V16H94ZM93 17V18H94ZM103 17H105V15L103 16ZM132 17V16H131ZM172 17V16H171ZM171 17H169V18H171ZM184 17V16H183ZM190 17V16H189ZM217 17V16H216ZM219 17V16H218ZM218 17H217V19H218ZM220 17H222V16H220ZM219 17V19L221 20L222 18H220ZM234 17V16H233ZM233 17H230V18H233ZM236 17V16H235ZM0 18H2V17H0ZM23 18V17H22ZM24 18H26V17H24ZM32 18V17H31ZM31 18H28V19H31ZM67 18V17H66ZM72 18V17H71ZM75 18V17H74ZM78 18V17H77ZM82 18V17H81ZM85 18V17H84ZM91 18V17H90ZM100 18V17H99ZM106 18L108 19V17L106 16ZM114 18H117L116 16L114 17ZM120 18V17H119ZM118 18V19H119ZM164 18V17H163ZM173 18V17H172ZM181 18V17H180ZM180 18H179V20H180ZM215 18V17H214ZM237 18H239V16H237L236 17V20H237ZM246 18V17H245ZM260 18V17H259ZM264 18V17H263ZM7 19V18H6ZM39 19H37V21L39 20ZM105 21H107L105 18H103ZM113 19V18H112ZM165 19V18H164ZM167 19H168V17H167ZM175 19V18H174ZM178 19V18H177ZM181 19H183V18H181ZM188 19V18H187ZM225 19H229V17H225L224 19H222L223 21L225 20ZM248 19V18H247ZM258 19V18H257ZM11 20V19H10ZM21 20V19H20ZM19 20V21H20ZM24 20V19H23ZM22 20V21H23ZM27 20V19H26ZM52 20V19H51ZM50 20V21H51ZM78 20L80 21V17L78 18ZM90 20V19H89ZM116 20V19H115ZM221 20V21H222ZM231 20V19H230ZM260 20H261V18H260ZM7 21H9V20H7ZM61 21V20H60ZM65 21V20H64ZM74 21V20H73ZM82 21V20H81ZM87 21V20H86ZM95 21V20H94ZM98 21V20H97ZM121 21V20H120ZM126 21V19L124 20V22ZM165 21V20H164ZM176 21V20H175ZM194 21V20H193ZM214 21V20H213ZM226 21V20H225ZM225 21H224V23H225ZM229 21V20H228ZM240 21V20H239ZM238 21V22H239ZM263 21V20H262ZM32 22H34V21H32ZM43 22H44V20H43ZM55 22V21H54ZM69 22H71V21H69ZM68 22V23H69ZM75 22V21H74ZM123 21H121V23H122ZM124 22L122 23V25L124 24ZM127 22V21H126ZM132 22H134L132 19L130 20V26L132 25ZM190 22V21H189ZM218 21H216L215 23H217ZM241 22V21H240ZM248 22V21H247ZM19 23V22H18ZM24 23V22H23ZM51 23V22H50ZM59 23V22H58ZM57 23V24H58ZM72 23V22H71ZM79 23V22H78ZM103 23V22H102ZM106 23V22H105ZM120 23V22H119ZM120 23V24H121ZM220 23V22H219ZM226 23H227V21H226ZM245 23V22H244ZM259 23H261V22H259ZM17 24V23H16ZM21 24V23H20ZM19 24V25H20ZM26 24V23H25ZM28 25H30L29 23H27ZM45 24V23H44ZM63 24V23H62ZM65 24H66V22H65ZM82 24H84V23H82ZM94 24V23H93ZM114 24V23H113ZM230 24V23H229ZM229 24H228V26H229ZM243 24V23H242ZM250 24V23H249ZM22 25V24H21ZM33 25V24H32ZM31 25V26H32ZM35 25V24H34ZM33 25V26H34ZM37 25V24H36ZM74 25L76 26V23H74ZM91 25V24H90ZM111 25V24H110ZM132 25V26H133ZM195 25H197V24H195ZM217 25H218V23H217ZM65 26H67V25H65ZM69 26V25H68ZM67 26V27H68ZM71 26V25H70ZM84 26V25H83ZM86 26V25H85ZM108 26V25H107ZM107 26H106V29H108L107 28ZM116 26V25H115ZM117 26L118 27H120L119 25H118V23H117ZM116 26V27H117ZM176 26H178V25H176ZM191 26V25H190ZM189 26V27H190ZM198 26V25H197ZM240 26H242L241 24H240ZM250 26V25H249ZM252 26V25H251ZM261 26V25H260ZM10 27V26H9ZM12 27V26H11ZM25 27V26H24ZM38 27H39V25H38ZM64 27V26H63ZM109 27V26H108ZM165 27V26H164ZM181 27V26H180ZM192 27V26H191ZM220 27V26H219ZM230 27V26H229ZM229 27H228V31H229ZM15 28V27H14ZM34 28V27H33ZM40 28V27H39ZM44 28V27H43ZM42 28V29H43ZM53 28V27H52ZM52 28H50V29H52ZM75 28V27H74ZM73 28V29H74ZM109 28H111V27H109ZM126 28V27H125ZM129 27H128V25H127V28L126 29H128ZM147 28V29H146ZM182 28V27H181ZM196 28V27H195ZM224 28H225V26H224ZM243 28H245V27H243ZM264 28V27H263ZM17 29H18V27H17ZM20 29V28H19ZM21 29H22V27H21ZM27 29V28H26ZM31 29V28H30ZM35 29V28H34ZM41 29V30H42ZM55 29V28H54ZM59 29V28H58ZM65 29V28H64ZM80 29V28H79ZM92 29V28H91ZM91 29H89V30H91ZM97 29V28H96ZM192 29V28H191ZM235 29V28H234ZM237 29V28H236ZM239 29V28H238ZM237 29V30H238ZM241 29H242V27H241ZM262 29V28H261ZM16 30V29H15ZM22 30H24V29H22ZM29 30V29H28ZM44 30V29H43ZM46 30H47V28H46ZM78 30V29H77ZM85 30V29H84ZM93 30V29H92ZM103 30V29H102ZM105 30V29H104ZM116 30V29H115ZM117 30H119V29H117ZM122 30H123V28H122ZM130 30H133L132 28L130 29ZM130 30H125L126 32L127 31H129V33H130ZM148 30V32H146V31ZM164 31L166 30V29H163ZM231 30H233V29H231ZM230 30V31H231ZM21 31V30H20ZM45 31V30H44ZM44 31H42V32H44ZM74 31H76V30H74ZM73 31V32H74ZM86 31H88V30H86ZM112 31V30H111ZM170 31V35L172 36V33L174 34L175 32H172L171 33V30H169ZM195 31H197V30H195ZM235 31V30H234ZM31 32H32V30H31ZM36 32V31H35ZM52 32V31H51ZM59 32V31H58ZM62 32H63V30H62ZM65 32V31H64ZM69 32H70V30H69ZM76 32H78V31H76ZM91 32V31H90ZM95 32V31H94ZM93 32V33H94ZM120 32V31H119ZM122 32V31H121ZM120 32V33H121ZM167 33H169L168 31H166ZM165 32V34L167 35V33ZM181 32V31H180ZM188 32V31H187ZM236 32V31H235ZM238 32H239V30H238ZM244 32V31H243ZM251 32V31H250ZM254 32H256V30H254ZM262 32H263V30H262ZM26 33V32H25ZM28 33H30V31L28 32ZM37 33V32H36ZM61 33V32H60ZM103 33V32H102ZM105 33V32H104ZM117 33V32H116ZM129 33H127V34H129ZM182 33H184V31H182ZM197 33H199V32H197ZM220 33V32H219ZM225 33H227V32H225ZM231 33H234V32H231ZM230 33V34H231ZM12 34V33H11ZM39 34H41V32L39 33ZM39 34H38V36H39ZM45 34H47V33H45ZM53 34V33H52ZM56 34V33H55ZM63 34V33H62ZM66 34H67V32H66ZM72 34V33H71ZM76 34V33H75ZM83 34V33H82ZM86 34V33H85ZM119 34V33H118ZM123 34V33H122ZM188 34H190V33H188ZM201 34V33H200ZM236 34V33H235ZM235 34H231V35H235ZM238 34V33H237ZM236 34V35H237ZM255 34V33H254ZM253 34V35H254ZM26 35V34H25ZM28 36H30L29 34H27ZM36 35V34H35ZM44 35V34H43ZM54 35V34H53ZM57 35V34H56ZM79 36H81L80 34H78ZM93 35V34H92ZM112 35V34H111ZM114 35H115V33H114ZM120 35V34H119ZM126 35V34H125ZM132 35V34H131ZM164 35V34H163ZM176 35V34H175ZM174 35V36H175ZM178 35V34H177ZM184 35V34H183ZM223 35V34H222ZM252 35V34H251ZM255 35H257V34H255ZM6 36V35H5ZM49 36V35H48ZM73 36V35H72ZM77 36V35H76ZM94 36V35H93ZM92 36V37H93ZM99 36V35H98ZM102 36V35H101ZM105 36V35H104ZM116 36H118V35H116ZM128 36V35H127ZM130 36V35H129ZM173 36V37H174ZM202 36V35H201ZM239 36H240V34H239ZM243 36V35H242ZM248 36V35H247ZM263 36V35H262ZM261 36V37H262ZM12 37V36H11ZM10 37V38H11ZM17 37V36H16ZM39 37H41V35L39 36ZM50 37V36H49ZM70 37H71V35H70ZM90 37V36H89ZM169 37V36H168ZM168 37H166V38H168ZM177 37V36H176ZM179 37V36H178ZM177 37V38H178ZM196 37H198V36H196ZM230 37V36H229ZM233 37V36H232ZM251 37V36H250ZM250 37H249V39H250ZM264 37V36H263ZM20 38V37H19ZM25 38V37H24ZM33 38V37H32ZM43 38V37H42ZM66 38V37H65ZM75 38V37H74ZM88 38V37H87ZM95 38V37H94ZM105 38V37H104ZM121 38V37H120ZM154 38H156L155 40H154ZM175 38V37H174ZM174 38H172V39H174ZM176 38V39H177ZM180 38V37H179ZM178 38V39H179ZM227 38V37H226ZM235 38H237V37H235ZM3 39V38H2ZM7 39V38H6ZM18 39V38H17ZM68 40H69V38H67ZM80 39V38H79ZM111 39V38H110ZM130 39H132V38H130ZM175 39V41L177 42L178 40H176ZM233 39V38H232ZM254 39V38H253ZM5 40V39H4ZM7 40H9V39H7ZM35 40H36V38H35ZM38 40V39H37ZM36 40V41H37ZM75 40V39H74ZM89 40V39H88ZM98 40H99V38H98ZM103 40V39H102ZM117 40V39H116ZM137 40V41H138ZM171 40V39H170ZM220 40H221V38H220ZM230 40V39H229ZM239 39H235V41H238ZM28 41V40H27ZM26 41V42H27ZM42 41V40H41ZM48 41V40H47ZM50 41H51V39H50ZM53 41V40H52ZM67 41V40H66ZM78 41V40H77ZM91 41H93V40H91ZM97 41V40H96ZM132 41H133V39H132ZM135 41V40H134ZM184 41V40H183ZM219 41V40H218ZM254 41V40H253ZM4 42V41H3ZM12 42V41H11ZM14 42H17V41H14ZM30 42L32 43V39L30 40ZM49 42V41H48ZM47 42V43H48ZM68 42V41H67ZM98 42V41H97ZM104 42V41H103ZM103 42L102 43H99L98 42V44H96V43H94V45L96 44V45H98L99 46V44H102L103 45ZM106 42V41H105ZM104 42V43H105ZM114 42V41H113ZM147 42V43H146ZM179 42H180V40H179ZM220 42V41H219ZM221 42H222V40H221ZM234 42V41H233ZM239 42V41H238ZM241 42V41H240ZM13 43V42H12ZM18 43V42H17ZM30 43V44H31ZM45 43V42H44ZM57 43V42H56ZM60 43V42H59ZM74 43V42H73ZM88 43V42H87ZM132 43V42H131ZM135 43H137L136 41L134 42V44ZM172 43L174 44L175 42H174V40H173V42L171 41L170 42V44H169V42H168V44L166 43V47H170L171 45H172ZM178 43V42H177ZM174 44V45H172V47L174 46V48H176V49H181V48H177V46H181V45H178V44ZM186 43V42H185ZM184 43V44H185ZM209 43V42H208ZM230 43H232V40L230 41ZM235 43V45H236V42H234ZM234 43H232V44H234ZM264 43V42H263ZM1 44V43H0ZM5 44V43H4ZM15 44V43H14ZM19 44V43H18ZM27 44V43H26ZM42 44V43H41ZM40 44V45H41ZM63 44V43H62ZM69 44H71V43H69ZM79 44V43H78ZM82 44V43H81ZM110 44H112V41L110 42ZM110 44H108L109 46H110ZM133 44V43H132ZM141 44V45H142ZM161 44V45H160ZM188 44V43H187ZM219 44V43H218ZM222 44H224L223 42L221 43V45L219 44V46H222V47H226V48H222L221 47V49H220V53H223V52H221V51H224L225 53L226 52H231L230 53V55H235V50L233 51V48H231V47H233V46H230V49L227 47V46H223ZM250 45H251V43H249ZM9 45H13V44H9ZM15 45H17V44H15ZM37 45V44H36ZM61 45V44H60ZM72 45V44H71ZM91 45H92V43H91ZM168 45V46H167ZM175 45H176V47H175ZM214 45V44H213ZM213 45H212V47H213ZM239 45H241V44H239ZM254 45V44H253ZM255 45H257V44H255ZM254 45V46H255ZM263 45V44H262ZM18 46V45H17ZM70 46V45H69ZM79 46V45H78ZM81 46H83V45H81ZM85 46V45H84ZM89 46V45H88ZM97 46V47H98ZM105 46V45H104ZM103 46V47H104ZM185 46V45H184ZM189 47H190V45H188ZM216 46H218L217 44H216ZM1 47V46H0ZM22 47V46H21ZM27 47V46H26ZM68 47V46H67ZM92 47V49H94L93 51V53H95V52H97V50H96V46L93 48V46H90V48ZM101 48H103L102 46H100ZM129 47H131V46H129ZM138 47H139V45H138ZM210 47V48H209ZM236 47H238V46H236ZM241 47V46H240ZM262 47V49H259L260 47H256V51L255 52H257L258 54V56H259V53H261V54H263V56H264V46H261ZM2 48V47H1ZM12 48V47H11ZM38 48H41V47H38ZM52 48V47H51ZM56 48V47H55ZM54 48V50H56ZM105 48H106V46H105ZM109 48V47H108ZM112 48H114V47H112ZM133 48V47H132ZM174 48H172L173 50H175ZM185 48V47H184ZM184 48H182V49H184ZM243 48H245V47H243ZM6 49V48H5ZM23 49H25V48H23ZM43 49V48H42ZM41 49V50H42ZM82 49V48H81ZM85 50H87L86 48H84ZM83 49V50H84ZM119 49V48H118ZM125 49V48H124ZM139 48H137V50H138ZM181 49V50H182ZM195 49L194 50H191V51H195ZM216 49H217V47H216ZM219 49H217V50H219ZM232 49V50H231ZM26 50V49H25ZM40 50V49H39ZM40 50V51H41ZM78 50V49H77ZM90 49H88L87 51L89 52V53H91V55L93 56V55H95V54H92V51L90 52L89 51ZM99 48H98V52H99ZM102 50V49H101ZM100 50V51H101ZM104 50V49H103ZM136 50V49H135ZM146 50V51H147ZM179 50H178V52H179ZM180 50V51H181ZM246 49H244V51H245ZM23 51V50H22ZM48 51H50V50H48ZM82 51V50H81ZM113 51V50H112ZM126 51V50H125ZM143 51H142V53H143ZM167 51V52H166ZM186 51H187V49H186ZM234 53H233V52ZM5 52V51H4ZM14 52V51H13ZM12 52V53H13ZM37 53H39L38 51H36ZM56 52V51H55ZM54 52V53H55ZM77 52V51H76ZM79 52V51H78ZM84 52V51H83ZM88 52H85L86 54L88 53ZM104 52V51H103ZM102 52V53H103ZM124 52V51H123ZM136 52V51H135ZM255 52H252V53H254L255 54ZM20 53V52H19ZM58 53V52H57ZM84 53V54H85ZM101 53V54H102ZM117 53V52H116ZM122 53V52H121ZM124 53H126V52H124ZM137 53V52H136ZM174 53V52H173ZM194 53H196V54H194ZM213 53H215V52H213ZM244 53V52H243ZM251 53V52H250ZM27 54V53H26ZM33 54H35V53H33ZM78 54V53H77ZM76 54V55H77ZM84 54H83V57H84ZM101 54H99V56L98 57H101ZM106 54H107V52H106ZM123 54V53H122ZM179 54V53H178ZM196 55V57L198 58H196L194 55ZM229 53H227L226 55H228ZM246 54V53H245ZM244 54V55H245ZM5 55V54H4ZM13 55V54H12ZM39 55H42L41 53L39 54ZM52 55H53V53H52ZM69 55V54H68ZM68 55H66V56H68ZM79 55H81V54H79ZM88 55V54H87ZM87 55H85V56H87ZM91 55H88V57L89 56H91ZM97 55L98 54H96V58H98L97 57ZM104 55H105V53H104ZM108 55V54H107ZM117 55V54H116ZM118 55H120L119 54V52H118ZM128 55H129V53H128ZM132 55V54H131ZM130 55V57H132ZM177 55V54H176ZM181 55V54H180ZM247 55V54H246ZM252 55V54H251ZM32 56V55H31ZM31 56H29V57H31ZM51 56V55H50ZM53 56H55V55H53ZM61 56H62V54H61ZM102 56H103V54H102ZM114 56V55H113ZM112 56V57H113ZM225 56V55H224ZM240 56V55H239ZM238 55H236V57H237V59H238V57H239ZM48 57V56H47ZM46 57V58H47ZM83 57H82V59H83ZM87 57V58H88ZM116 57H118V56H116ZM124 57V56H123ZM134 57H137V56H134ZM176 57V56H175ZM196 59H195V58ZM227 57V56H226ZM235 57V56H234ZM247 58L249 57V55L248 56H246ZM254 57H256V56H253V58ZM21 58V57H20ZM41 58V57H40ZM45 58V57H44ZM86 57H84V59H85ZM91 58V57H90ZM89 58V59H90ZM95 58V57H94ZM106 58H108V57H106ZM126 58V57H125ZM177 58V57H176ZM233 58V57H232ZM231 58V59H232ZM243 59H245V56L244 57H242ZM242 58L240 59V57H239V59L240 60H242ZM258 58V57H257ZM260 58V57H259ZM264 58V57H263ZM26 59V58H25ZM33 59H34V57H33ZM42 59V58H41ZM58 59H60V58H58ZM76 59H77V57H76ZM101 59V58H100ZM99 59V60H100ZM109 59V58H108ZM133 59V58H132ZM135 59H137V58H135ZM200 59H202V60H200ZM237 59H235L234 58V60H237ZM238 59V60H239ZM24 60V59H23ZM31 60V59H30ZM35 60V59H34ZM43 60V59H42ZM47 60H48V58H47ZM57 60V59H56ZM123 60V59H122ZM122 60H121V62H122ZM128 60H129V58H128ZM127 60V61H128ZM145 60V59H144ZM143 60V61H144ZM196 60H197V62H196ZM233 60V61H234ZM246 60H248V59H245L242 63H243V65H242V63H241V66H243V67H245L244 66V64H245V62H246V64H247V61ZM252 60V58L250 59V61ZM26 61H27V59H26ZM39 61V60H38ZM46 61V60H45ZM44 61V62H45ZM65 61V60H64ZM63 60H62V62H64ZM98 61V60H97ZM113 61V60H112ZM111 61V62H112ZM126 61V60H125ZM124 61V62H125ZM133 61V60H132ZM141 61V60H140ZM249 61V62H250ZM254 61V60H253ZM252 61V62H253ZM261 60L259 59V61H258V63L260 62ZM22 62V61H21ZM20 62V63H21ZM24 62H25V60H24ZM29 62V61H28ZM27 62V63H28ZM35 62H36V60H35ZM34 62V63H35ZM40 62V61H39ZM47 62V61H46ZM45 62V63H46ZM55 62H57V61H55ZM66 62V61H65ZM70 62V61H69ZM68 62V63H69ZM101 62L103 63V64H106V65H104V66H106V68H109L110 69V65H114L113 63H114V61H113V63L111 64V62H109V61H106V59H105V57H102V59H101ZM116 62V61H115ZM129 62V61H128ZM196 62V63H195ZM198 63L199 65L201 64H203V63ZM227 62V61H226ZM235 62H238L239 63V61H235ZM234 62V63H235ZM251 62V63H252ZM23 63V62H22ZM37 63V62H36ZM74 63V62H73ZM85 63V62H84ZM93 63V62H92ZM96 63V62H95ZM98 63H99V61H98ZM119 63V62H118ZM126 63V62H125ZM228 63L230 64V63H232L231 62V60H230V62H227V65H228ZM237 63V64H238ZM254 63V62H253ZM257 63V62H256ZM255 63V64H256ZM261 63V62H260ZM10 64V63H9ZM19 64V63H18ZM38 64V63H37ZM63 64V63H62ZM66 64V63H65ZM89 64V63H88ZM103 64H102V66H103ZM110 64V65H109ZM133 64H135V65H131V66H136L135 68H136V70H137V62L136 63H133ZM137 64V65H136ZM143 64V63H142ZM12 65V64H11ZM36 65V64H35ZM73 65V64H72ZM101 65V64H100ZM118 66H116V64L114 65V67L116 66L118 69H116L117 70V72L119 73V74H123V76L125 75H128V77H129V69H131V68H129L128 70H126V68L124 67V68H121V66H123V65H121V63H120V66H119V64H117ZM126 65V64H125ZM144 65V64H143ZM201 65H200V67H201ZM204 65H202V67L204 66ZM235 65V67H237L236 66V63L234 64ZM6 66V65H5ZM24 66V65H23ZM56 66H57V64H56ZM139 66V65H138ZM142 66V65H141ZM205 66L203 67V68H205ZM232 67H233V65H231ZM248 66V65H247ZM257 66V65H256ZM256 66H254V67H256ZM7 67L8 66H6V69H7ZM16 67H20V66H16ZM25 67V66H24ZM58 67H60V65L58 66ZM101 67V66H100ZM112 68H113V66H111ZM115 67V68H116ZM126 67H127V65H126ZM193 67V68H192ZM201 67V68H202ZM206 67V68H207ZM239 67H240V64H239ZM253 67V66H252ZM252 67H250V69L252 68ZM22 68V67H21ZM32 67H30V69H31ZM39 68V67H38ZM41 68V67H40ZM45 68H46V65H45ZM79 67H77V69H78ZM80 68H83V67H80ZM259 68H261V67H259ZM10 69H11V66H10ZM9 68H8V70H10ZM36 69V68H35ZM43 69V68H42ZM71 69V68H70ZM74 69V68H73ZM89 69V68H88ZM133 69V68H132ZM144 70H145V68H143ZM233 69V68H232ZM231 69V70H232ZM238 68H236V69H234V70H237ZM249 69V68H248ZM247 69V70H248ZM258 69V70H257ZM5 70V69H4ZM7 70V71H8ZM19 70V69H18ZM21 70V69H20ZM19 70V71H20ZM25 70V69H24ZM41 70V69H40ZM39 70V71H40ZM50 70V69H49ZM64 70V69H63ZM80 70V71H79ZM89 70H91V69H89ZM106 70V69H105ZM134 70V69H133ZM196 70V69H195ZM239 70V69H238ZM238 70H237V72H238ZM242 70V69H241ZM245 70H246V67H245ZM244 70V71H245ZM261 70H263L262 68H261ZM260 70V71H261ZM22 72H23V70H21ZM27 71H28V68H27ZM36 71V70H35ZM53 71H55V69L53 70ZM58 71H60L59 69H58ZM62 71V70H61ZM68 71V70H67ZM67 71H66V73H67ZM138 71V70H137ZM139 71H141L140 70V68H139ZM148 70H146V71H144V72H147ZM216 71V70H215ZM227 71V70H226ZM249 71V70H248ZM5 72V71H4ZM16 72H18V71H16ZM50 72V71H49ZM56 72V71H55ZM103 72H104V70H103ZM106 72V71H105ZM108 72V71H107ZM116 72V73H117ZM135 72V71H134ZM228 72V71H227ZM226 72V73H227ZM239 72H240V70H239ZM250 72V71H249ZM263 72V71H262ZM6 73V72H5ZM10 73V72H9ZM11 73H13V71L11 72ZM28 73V72H27ZM41 73V72H40ZM115 73V72H114ZM115 73V74H116ZM129 73V74H128ZM142 73H143V70H142ZM231 73L232 72H230V73H228V76H230L231 75ZM233 73H236V72H234L233 71ZM241 73V72H240ZM239 73V74H240ZM250 73V74H251ZM3 74V73H2ZM39 74V73H38ZM45 74V73H44ZM63 74V73H62ZM76 74V73H75ZM95 74V73H94ZM97 74V73H96ZM118 74V75H119ZM238 74V73H237ZM242 74H243V76H244V74H246V72H242ZM250 74H246L245 76H247V75H250ZM258 75H259V73H257ZM262 74V73H261ZM25 75V74H24ZM29 75V74H28ZM65 75V74H64ZM76 75H78L79 77L80 76H82V78H83V76H88V77H92L91 75H89V72H88V70H87V68L86 67H84L83 69H78V72H77V74ZM98 75V74H97ZM117 74H116V76H118ZM236 75V74H235ZM257 75V76H258ZM56 76H57V74H56ZM101 76H103V75H101ZM111 76H112V74H111ZM123 76H121V77H123ZM143 76V75H142ZM206 76V77H205ZM209 76H211V75H209ZM240 76H241V74H240ZM244 76V77H245ZM75 77H77V76H75ZM85 77V78H86ZM105 77V76H104ZM107 77V76H106ZM109 77V76H108ZM120 77V78H121ZM131 77V76H130ZM129 77V78H130ZM148 77V76H147ZM156 77V78H155ZM159 77V78H158ZM201 77H203V78H201ZM205 77V78H204ZM232 77H234V76H232ZM43 78V77H42ZM99 78V77H98ZM97 78V79H98ZM100 78H102V79H104L103 77H100ZM112 78H113V76H112ZM138 78V77H137ZM150 78V77H149ZM218 78H220V77H218ZM236 78V77H235ZM247 78V77H246ZM252 78V77H251ZM11 79V78H10ZM15 79H17V78H15ZM30 79V78H29ZM41 79V78H40ZM59 79V78H58ZM79 79H81V78H79ZM89 80V82L88 81H86L85 83H88V85H89V83H92V80H93V78H91V80H90V78H88ZM107 79V78H106ZM130 79H132V77L130 78ZM134 79V82L131 80V82H133V84H138L137 83V81L135 80V78H133ZM258 80V78H254V82L255 81H257ZM26 80V79H25ZM24 80V81H25ZM46 80V79H45ZM56 80H57V78H56ZM124 80V79H123ZM122 80V81H123ZM142 80V79H141ZM15 80L13 79V82H14ZM21 81V80H20ZM23 81V82H24ZM41 81V80H40ZM40 81H39V83H40ZM58 81V80H57ZM63 81V80H62ZM99 81V80H98ZM121 81V83H123ZM126 81V80H125ZM129 82H130V80H128ZM135 81H136V83H135ZM153 81H152V85H153ZM166 82L167 84H168V86H169V90L171 89V88H173V90L171 89L170 90V92H171V94L173 95V91H174V96L176 97V96H179L180 97V99H182L181 98V95H183V96H190V99H191V97L193 98V100L192 101H194V99L197 101V103H198V105H199V107L195 110H192L191 111V114H192V112L194 113H199L201 116H199L198 117V115H194V114H188V115H190V116H197V117H195L196 118V120H192V121H194V122H196L197 120H198V118H199V120L196 122V123H193L192 122V126L194 125L195 127H186V126H184V124L183 125H180V123L178 124V122H180V121H178L177 119H175L174 120V116H172L173 118H169V115L167 114L168 113V110L165 112V109L166 108H160V107H162L163 105H161L160 106V97H161V95H164L165 94V92L166 93H168L169 91L168 90H166V91H164L163 89H160V88H156V86L158 87V86H160V85H163L162 84V82ZM248 81V82H247ZM260 81V80H259ZM262 81V80H261ZM264 81V80H263ZM4 82V81H3ZM6 82H7V80H6ZM55 82V81H54ZM78 82V81H77ZM80 82V81H79ZM83 82V81H82ZM82 82H80V83H82ZM100 82V81H99ZM110 82V81H109ZM145 82H148V81H145ZM8 83H9V80H8ZM21 83V82H20ZM32 83V82H31ZM75 83V82H74ZM102 83V82H101ZM114 83V85H115V82H113ZM149 83V82H148ZM148 83H146L147 85H148ZM160 85H159V84ZM165 83V84H166ZM15 84V83H14ZM19 84V83H18ZM29 84V83H28ZM33 84V83H32ZM51 84V83H50ZM56 84V83H55ZM59 84V83H58ZM83 84V83H82ZM98 84V83H97ZM124 84V83H123ZM140 84V83H139ZM17 85V84H16ZM22 85V84H21ZM40 85V84H39ZM42 85V84H41ZM81 85V84H80ZM91 85V84H90ZM102 85V84H101ZM108 85V84H107ZM111 85V84H110ZM122 85V84H121ZM127 85H129V86H133L134 87V85H132V83H131V85H130V83L129 84H127ZM150 85V84H149ZM53 85H51V87H52ZM55 86V85H54ZM85 86H86V84H85ZM128 86V87H129ZM141 86V85H140ZM143 86V85H142ZM142 86L140 87V89L142 88ZM151 86V85H150ZM172 86V87H171ZM256 86V87H255ZM12 87V86H11ZM18 87V86H17ZM16 87V88H17ZM30 87V86H29ZM32 87V86H31ZM37 87V86H36ZM45 87V86H44ZM57 87V86H56ZM55 87V88H56ZM68 87V86H67ZM78 87H82V86H78ZM104 87V86H103ZM109 87V86H108ZM146 87H148V86H146ZM162 87V86H161ZM171 87V88H170ZM260 87V88H259ZM15 88V89H16ZM21 88V87H20ZM32 88H34V87H32ZM38 88V87H37ZM47 88V87H46ZM53 88V87H52ZM58 88V87H57ZM59 88H60V86H59ZM84 88V87H83ZM82 88V89H83ZM86 88V87H85ZM89 89L91 88V87H88ZM99 88H102V87H99ZM111 89H112V92H113V89L114 88H112V87H110ZM116 88H117V86H116ZM120 88V87H119ZM150 88V87H149ZM10 89V88H9ZM14 89V88H13ZM64 89H65V87H64ZM81 89V90H82ZM87 89V88H86ZM85 89V91L87 92V90ZM126 89L128 90V92L126 91ZM131 89H133L132 87H131ZM165 89H166V87H165ZM23 90V89H22ZM53 90V89H52ZM93 90V89H92ZM116 90V89H115ZM148 90V89H147ZM17 91V90H16ZM15 91V92H16ZM31 91V90H30ZM50 91V90H49ZM57 91H59V90H57ZM67 91V90H66ZM89 91V90H88ZM102 91V90H101ZM168 91V92H167ZM27 92H29V90H27ZM41 92V91H40ZM68 92H70V91H68ZM115 92V91H114ZM151 92H153V89H151ZM157 92V91H156ZM163 92H164V94H163ZM176 92V93H175ZM223 92H225V93H223ZM21 93H23L24 94V91L23 92H21ZM58 93V92H57ZM63 93V92H62ZM99 93H101V92H99ZM103 93V92H102ZM154 93H155V90H154ZM223 93V97H225L226 96V93H227V95H229V93H230V95L232 94V96H236L238 99L237 100H235V101H237V102H239V105H238V103H235V104H237V105H235L234 104V99L232 100V102H231V97H229L230 99L228 100V98H227V96L225 97V98H227V101H226V99H225V102H223V103H228V107L226 108H224L223 106H225V105H220L221 103H219V105L220 106H222L223 107V109L224 110H221V112H219L218 111V109H216V106L218 105V103H213L212 101L213 100H215L216 98H217V100H221V101H223L222 100V98L223 97H221V94ZM29 94V93H28ZM31 94V93H30ZM67 94V93H66ZM80 94H81V92H80ZM85 94V92L83 93V90H82V94L81 95H84ZM104 94V93H103ZM168 94H170V93H168ZM176 94V95H175ZM225 94V95H224ZM18 95H19V93H18ZM22 95V94H21ZM20 95V96H21ZM52 95V94H51ZM54 95V94H53ZM56 95V94H55ZM58 95V94H57ZM59 95H61V94H59ZM70 95V94H69ZM94 95V94H93ZM113 95V94H112ZM171 95V96H172ZM229 95V96H230ZM9 96V95H8ZM30 96V95H29ZM39 96H40V94H39ZM66 96V95H65ZM84 96H86V95H84ZM84 96L82 97V98H84ZM96 96V95H95ZM99 96V95H98ZM171 96H169V98L171 97ZM173 96V98L174 99H176L175 97ZM182 96V97H183ZM25 97H27V96H25ZM47 97V96H46ZM70 97V96H69ZM78 97V96H77ZM112 97V96H111ZM167 97V96H166ZM166 97H165V101H166ZM44 98V97H43ZM49 98H51V97H49ZM56 98H58V97H56ZM65 98V97H64ZM63 97H62V99H64ZM71 98V97H70ZM73 98H75V97H73ZM80 98V97H79ZM79 98H77V101H78V99ZM97 98V97H96ZM95 98V99H96ZM108 98V99H107ZM113 98H115L114 96H113ZM183 98H185V97H183ZM218 98H221V99H218ZM8 99V98H7ZM7 99L5 100V101H7ZM10 99V98H9ZM18 99H20L21 100V98H17V96H16V99H13L14 101H10L11 103H13V104H9V105H14V104H16V102H17V100ZM22 99H24L23 97H22ZM164 99V98H163ZM187 99V98H186ZM189 99V100H190ZM19 100V101H20ZM44 100H46V99H44ZM49 100V99H48ZM59 100V99H58ZM58 100H56V101H58ZM69 100V99H68ZM76 100V99H75ZM75 100H73V101H75ZM81 100V99H80ZM129 100H127V101H129ZM132 100V101H131ZM139 100H143V101H145V104L146 103H149L148 105L149 106H152L153 107V112L152 111H150V112H152V113H157L158 111H157V109L158 110H162V109H164L163 111H164V113H166L167 114V116L166 117H168V118H166V117H160V119H158V118H156L155 120L153 119V118H151V117H149L151 114H148L149 112H146V110H142L141 108L143 107H140V105L142 104ZM176 100H178L177 102L179 103V98L178 99H176ZM184 100V99H183ZM238 100H241V102L240 101H238ZM26 101V100H25ZM52 101V100H51ZM65 101V100H64ZM71 101H72V99H71ZM72 101V102H73ZM119 101V102H118ZM164 101V100H163ZM162 101V102H163ZM164 101V102H165ZM185 101V100H184ZM187 101V100H186ZM195 101V102H196ZM9 102V103H10ZM24 102V101H23ZM44 102V101H43ZM42 102V103H43ZM59 102V101H58ZM69 102V101H68ZM80 102V101H79ZM170 102V101H169ZM188 102H190V101H188ZM37 103V102H36ZM57 103V102H56ZM56 103H53V104H56ZM134 103H132V104H134ZM167 103H168V99H167ZM185 103H187V102H185ZM8 104V103H7ZM31 104V103H30ZM39 104H41V103H39ZM46 104V103H45ZM60 104V103H59ZM69 104H70V102H69ZM68 103L66 104V105H69ZM80 104V103H79ZM92 104V103H91ZM152 104V105H151ZM173 104V103H172ZM183 104V103H182ZM188 104V103H187ZM213 105V107L214 108H212V109H210V107H212V105ZM27 105H28V103H27ZM37 105V104H36ZM65 105V104H64ZM63 105V106H64ZM98 105V104H97ZM96 105V106H97ZM131 105V104H130ZM143 105V104H142ZM166 105L167 104H165L164 106L166 107ZM176 105V104H175ZM195 105H196V107H197V104L195 103ZM194 105V106H195ZM218 105V106H219ZM261 105V106H260ZM8 106V105H7ZM19 106V105H18ZM17 106V107H18ZM26 106V105H25ZM33 106V105H32ZM41 106H43V105H41ZM48 106V105H47ZM51 106V105H50ZM53 106V105H52ZM51 106V107H52ZM61 106V105H60ZM95 106V105H94ZM94 106H92V107H94ZM149 106H147V107H149ZM167 106H170V105H167ZM203 108H202V107ZM204 106H207V108H204ZM217 106V107H218ZM239 106V107H238ZM14 106H12L11 108H13ZM21 107V106H20ZM29 107V106H28ZM37 107H38V105H37ZM58 107V106H57ZM67 107V106H66ZM68 107H70V105L68 106ZM74 107H75V105H74ZM106 107V108H105ZM133 107H131L132 109H133ZM157 107H159V108H157ZM178 107V106H177ZM182 107H183V105H182ZM190 107V106H189ZM4 108V107H3ZM10 108V107H9ZM65 108V107H64ZM98 108V107H97ZM115 108H116V110H115ZM175 108V107H174ZM191 108V107H190ZM195 108V107H194ZM201 108V109H200ZM209 108V109H208ZM29 109V108H28ZM67 109V108H66ZM70 109V108H69ZM76 109V108H75ZM80 109H82V108H80ZM86 109V108H85ZM96 109V108H95ZM144 109H146V106L144 107ZM147 109H151V107L150 108H147ZM171 109V108H170ZM179 109V108H178ZM206 109H208V110H206ZM236 109H239V111L237 110L236 111ZM247 109H249V111L251 110V109H254V111L253 110H251V112L253 111L254 112V115H251V114H253V113H251L250 112V114H249V112H246L247 114H249V116H251V118L253 119V117L255 116V118H254V120H253V123L252 124H255L256 125V127L255 128H252V124H250L249 123V125H251V127H248L249 125H248V121H247V119L245 120L246 121V123L245 124H243V125H241V124H239V123H241L242 121L240 120V119H243V118H238V117H236L235 115L238 113V112H240L239 114H237V116H243L244 115V119L246 118V117H248V115L247 114H243V112H244V110H247ZM4 110V109H3ZM11 110V109H10ZM13 110V109H12ZM15 110V109H14ZM21 110H22V112H24L23 111V108H21ZM49 110H52L51 108L49 109ZM56 111H57V109H55ZM65 110V109H64ZM63 110V111H64ZM131 110V112H129ZM177 110V109H176ZM241 110V111H240ZM255 110H256V115H255ZM5 111V110H4ZM9 111V110H8ZM32 111H35V110H32ZM45 111H47V110H44V112ZM52 111H54V110H52ZM63 111H61V112H63ZM74 111V110H73ZM76 111H78V110H76ZM118 112V113H121L122 114V116H123V118L124 119H128L129 121H131V123L129 124V126H115L116 124V122H114V126H112L113 125V122L111 121V122H109V120H111V119H109L108 120V118H109V116H110V114H112V112ZM132 111H133V113H132ZM155 111V112H154ZM157 111V112H156ZM172 111H173V109H172ZM171 111V112H172ZM179 111H181L180 109L178 110V111H175V112H179ZM188 111H189V109H188ZM248 111V110H247ZM3 112V111H2ZM6 112V111H5ZM10 112V111H9ZM12 112V111H11ZM21 111L19 112L20 114L22 113ZM38 112V111H37ZM43 112V111H42ZM49 112H51V111H49ZM67 112H69V111H67ZM87 112V111H86ZM190 112V111H189ZM237 112V113H236ZM241 112H242V115H241ZM14 113V112H13ZM12 113V114H13ZM40 113V112H39ZM48 113V112H47ZM47 113L45 114L46 116H47ZM55 113V112H54ZM58 113V112H57ZM163 113V112H162ZM173 114H174V112H172ZM181 113V112H180ZM180 113L178 114V116H180ZM6 114V113H5ZM4 113H3V115H5ZM15 114V113H14ZM19 114V115H20ZM26 114V113H25ZM44 114V113H43ZM64 114V113H63ZM65 114H66V111H65ZM68 114H70V113H68ZM67 114V115H68ZM78 114V113H77ZM80 114H82V113H80ZM154 114V115H155ZM166 114H164V115H166ZM1 115V114H0ZM18 115V120H19V117L21 116V115H23V114H21L20 116ZM42 115V114H41ZM50 115V114H49ZM48 115V116H49ZM56 115V114H55ZM59 115V114H58ZM172 114H170V116H171ZM175 115V114H174ZM176 115H177V113H176ZM245 115H246V117H245ZM44 116V115H43ZM47 116V117H48ZM62 116V115H61ZM64 116V115H63ZM90 116V115H89ZM121 116V117H122ZM233 117V118H231V119H229L230 117ZM234 116H235V118H234ZM253 116V117H252ZM17 117V116H16ZM41 117V116H40ZM46 117V118H47ZM133 117H135V118H133ZM139 117V118H138ZM144 117H146V118H144ZM177 117V116H176ZM185 117V116H184ZM184 117H182L181 119H183ZM9 118V117H8ZM11 118V117H10ZM20 118H22V116L20 117ZM32 118V117H31ZM50 118V117H49ZM51 118H53V117H51ZM54 118H55V116H54ZM56 118H57V116H56ZM55 118V119H56ZM64 118V117H63ZM65 118H66V116H65ZM71 118H73V117H71ZM131 118H133V119H131ZM164 118V119H163ZM188 118H190V117H188ZM250 117H248V119H251ZM16 119V118H15ZM42 119V118H41ZM54 119V120H55ZM58 119H60V118H58ZM57 119V120H58ZM76 119V118H75ZM121 120H122V118H120ZM119 119V120H120ZM123 119V120H124ZM139 119H142V120H139ZM185 119V118H184ZM192 119H194V118H192ZM14 120V119H13ZM23 120V119H22ZM30 119H28V121H29ZM90 120V119H89ZM3 121H6V120H3ZM2 121V122H3ZM8 121H10V120H8ZM17 123H18V121L17 120H15ZM49 121H51V122H53L54 123V121L53 120H50L49 119ZM48 121V122H49ZM125 121H127V120H125ZM140 121H143V122H140ZM188 121V120H187ZM187 121H185V123H187ZM225 121H227V122H229L230 121V123H227V122H225ZM7 122V121H6ZM6 122H5V125H6ZM20 122V121H19ZM67 122V121H66ZM182 122V121H181ZM198 122H199V124H198ZM252 122V121H251ZM8 123V122H7ZM57 124L59 123V125L62 123L61 121L60 122H56ZM71 123V122H70ZM109 123H110V125H109ZM124 123V122H123ZM244 123V122H243ZM2 123H0V125H1ZM9 124H11V122L9 123ZM29 124H30V122H29ZM28 124V125H29ZM52 124V123H51ZM69 123H67V125H68ZM79 124V123H78ZM87 124V123H86ZM88 124H90V123H88ZM96 124H95V126H96ZM182 124V123H181ZM187 124H189V121H188V123ZM196 124H198V127H199V135L196 133V131L198 130V128H197V130H196ZM20 125H22V124H20ZM24 125V124H23ZM22 125V126H23ZM27 125V124H26ZM25 125V126H26ZM62 125V124H61ZM60 125V129L58 128V136L59 135H61L62 136V134H64V132H65V135L69 132H71L72 133V130H67V128H64L65 127V124L64 125H62L61 126ZM72 125V124H71ZM12 126V125H11ZM10 125H9V127H11ZM51 126V125H50ZM54 126H55V124H54ZM68 126H70V125H68ZM98 126V127H99ZM141 126V125H140ZM254 126V125H253ZM258 126V127H257ZM3 127V126H2ZM13 127V126H12ZM21 127V126H20ZM44 127V126H43ZM48 127V126H47ZM58 126H56V127H53V133L54 132H56L55 130H56V128H57ZM67 127V126H66ZM80 127V126H79ZM200 127H201V129H200ZM259 127H261V128H259ZM4 128V127H3ZM7 128V127H6ZM14 128H15V126H14ZM23 129H21L20 130V128H19V130L21 131V133L22 134H20L21 135V137L23 136V137H25L24 136V132L23 131H26L25 133L28 135V133H30L31 131H33V130H35V131H37V127H36V125L34 124V123H32L31 125H29L28 127H22ZM55 128V129H54ZM72 128H73V126H72ZM81 128V127H80ZM96 128V127H95ZM95 128H93V129H95ZM115 128V129H114ZM141 128H142V126H141ZM193 128H195L194 130L195 131H193ZM0 129H1V127H0ZM39 129V128H38ZM44 129V128H43ZM48 129V128H47ZM46 129V130H47ZM65 129H66V131H68V132H66L65 131ZM69 129V128H68ZM84 129H85V126H84ZM89 129H91V128H89ZM92 129V130H93ZM98 129V128H97ZM107 129V130H106ZM140 129V128H139ZM147 129V128H146ZM3 130V129H2ZM23 130V131H22ZM73 130H75L74 128H73ZM79 130H81V129H79ZM88 130V129H87ZM4 131V130H3ZM6 131V130H5ZM4 131V132H5ZM8 131V130H7ZM12 131V130H11ZM14 131H16V130H14ZM34 131V132H35ZM44 131V130H43ZM103 131V130H102ZM104 132V131H103ZM109 132V131H108ZM110 132V134L112 135L113 134V132L111 133ZM130 131H128V133H129ZM150 132V131H149ZM14 133V132H13ZM69 133H68V135H67V137L69 136ZM78 133H80V131L78 132ZM82 133V132H81ZM146 133L147 132H145V135H146ZM151 133H153L152 131H151ZM191 133V136L189 135ZM2 134V133H1ZM16 134V133H15ZM25 134V135H26ZM55 134H56V136H55ZM55 134H53V136L54 137H57V133H55ZM73 134H75V133H73ZM98 134H99V132H98ZM117 134V135H116ZM140 134H141V132H140ZM148 134V133H147ZM4 135V134H3ZM7 135V134H6ZM30 135H32V133L30 134ZM30 135H29V137H30ZM35 135V134H34ZM33 135V136H34ZM37 136H42V135H39V134H36ZM35 135V136H36ZM65 135H63V136H65ZM72 135V134H71ZM79 135V134H78ZM91 135V134H90ZM100 135H102V134H100ZM128 135V134H127ZM134 135V134H133ZM133 135H131V137H133ZM8 136H9V134H8ZM11 136V135H10ZM16 136H18V133H17V135ZM32 136V137H33ZM60 136V137H61ZM62 136V137H63ZM76 136V135H75ZM74 136V137H75ZM83 136V135H82ZM87 136V135H86ZM103 136V135H102ZM124 136V135H123ZM122 136V137H123ZM129 136H130V133H129ZM144 136V135H143ZM147 136V135H146ZM150 136V135H149ZM20 137V138H21ZM22 137V138H23ZM42 137H44V136H42ZM41 137V138H42ZM66 137V138H67ZM125 137V136H124ZM135 138L137 137V136H134ZM140 137V136H139ZM138 137V138H139ZM142 137V136H141ZM153 137V136H152ZM151 137V138H152ZM1 138H2V136H1ZM3 138H6V137H3ZM10 138V137H9ZM15 135H14V140H15ZM21 138V140H23ZM34 138V137H33ZM45 138V137H44ZM65 138V137H64ZM126 138V137H125ZM128 138V137H127ZM135 138H133V140H135ZM154 138H156V137H154ZM153 138V139H154ZM17 139V138H16ZM26 139H27V137H26ZM29 139V138H28ZM27 139V140H28ZM38 139V138H37ZM52 139V138H51ZM59 139V138H58ZM70 139V138H69ZM75 139V138H74ZM78 140H79V138H77ZM84 139H85V137H84ZM83 139V140H84ZM131 139V138H130ZM137 139V138H136ZM144 139V138H143ZM6 140H9V139H5V141ZM13 140V139H12ZM13 140V141H14ZM30 140V139H29ZM33 140V139H32ZM31 140V141H32ZM43 140H45V139H43ZM54 140V139H53ZM68 140V139H67ZM76 140V139H75ZM139 140H140V138H139ZM144 140H146V139H144ZM178 140H181L180 141V143L182 144V142H184V145L182 144H180L179 143V141ZM1 141V140H0ZM33 141H35V138H34V140ZM38 141H41L40 139L38 140ZM37 141V142H38ZM52 141V140H51ZM54 141H56V138H55V140ZM62 141H65V140H63V138H62ZM62 141H60V143L62 142ZM77 141V140H76ZM90 141V140H89ZM122 141V140H121ZM127 141V140H126ZM136 141V140H135ZM135 141H130V142H135ZM149 141V140H148ZM175 141L176 142H178V144H174L175 143ZM2 142V141H1ZM1 142H0V144H1ZM7 142V141H6ZM15 142H17V141H15ZM20 142H25V141H20ZM27 142H30V141H27ZM26 142V143H27ZM84 142V141H83ZM87 141H85V143H86ZM153 142H155V140L153 141ZM7 143H11L10 141L9 142H7ZM6 143V144H7ZM26 143H23V148H24V144H26ZM33 143V142H32ZM36 143V142H35ZM39 143V142H38ZM63 144H64V142H62ZM67 143V142H66ZM78 143V142H77ZM84 143V144H85ZM94 143V144H93ZM142 143V142H141ZM140 143V144H141ZM144 143V142H143ZM142 143V144H143ZM152 143V142H151ZM5 143H4V145H6ZM30 144V143H29ZM37 144V143H36ZM54 144V143H53ZM56 144V143H55ZM59 144V143H58ZM73 144V143H72ZM79 144V143H78ZM80 144H82V143H80ZM95 145V146H93V145ZM141 144V145H142ZM12 145V144H11ZM18 145H20V143L19 144H17L16 145V147L18 146ZM60 145V144H59ZM58 145V146H59ZM70 145V144H69ZM76 145V144H75ZM83 145V144H82ZM127 145V144H126ZM131 145V144H130ZM144 145V144H143ZM142 145V146H143ZM149 145V144H148ZM150 145H152V144H150ZM164 145V144H163ZM176 145V146H175ZM2 146H3V144H2ZM9 145H7V147H8ZM14 146V145H13ZM25 146H28V145H25ZM29 146H31V144L29 145ZM29 146H28V148H29ZM33 146L35 147V144L34 145H32V147H31V149H32V152H33ZM56 146V145H55ZM63 146H65V144L63 145ZM77 146V145H76ZM79 146V145H78ZM85 146V145H84ZM84 146H82V147H84ZM124 146H125V144H124ZM134 147H135V144L133 145ZM133 146H131V147H133ZM145 146V145H144ZM15 147V146H14ZM20 146H18V148H19ZM41 146H39V148H40ZM75 147V146H74ZM87 147V146H86ZM126 147V146H125ZM128 147V146H127ZM149 147V146H148ZM153 147V146H152ZM1 148H3L4 149V147H1ZM9 148V147H8ZM13 148V147H12ZM15 149V150H19V149ZM21 148V147H20ZM22 148V149H23ZM38 148V146H36V149ZM64 148V147H63ZM62 148V149H63ZM66 148V147H65ZM68 148V147H67ZM136 148V147H135ZM145 148V147H144ZM6 149V148H5ZM10 149V148H9ZM26 148H24V150H25ZM30 149V148H29ZM28 149V150H29ZM36 149H34V152H35V150ZM46 149V148H45ZM48 149V148H47ZM69 149V148H68ZM71 149H74V148H71ZM78 149V148H77ZM80 149V148H79ZM82 149V148H81ZM148 149V148H147ZM146 149V150H147ZM150 149H151V146H150ZM149 149V150H150ZM1 151H2V149H0ZM10 150H12V149H10ZM14 150V149H13ZM12 150V153L11 154H13V152H14V155H15V151H13ZM37 150H39V149H37ZM131 150H132V152H131ZM140 150H142V152H143V150H145V149H140ZM148 150V151H149ZM0 151V152H1ZM62 151H64V149L62 150ZM61 151V152H62ZM73 151V150H72ZM71 151V152H72ZM150 151H152V150H150ZM3 152V151H2ZM7 152H9V151H7ZM23 152H25V151H23ZM47 152V151H46ZM65 152V151H64ZM64 152H62V153H64ZM66 152H68V151H66ZM75 152H76V150H75ZM80 152V151H79ZM141 152V151H140ZM18 153H20V152H18ZM39 153H41V152H39ZM39 153H37V154H39ZM43 153V152H42ZM50 153V152H49ZM139 153V152H138ZM148 153V152H147ZM9 154V153H8ZM10 154V155H11ZM17 154V153H16ZM25 154V153H24ZM30 154H31V152H30ZM29 154V155H30ZM68 154V153H67ZM72 154H74L73 152H72ZM76 154H79V153H75V155ZM87 154V153H86ZM88 154L87 155H85V158H86V156L88 157ZM137 154V153H136ZM5 155V154H4ZM21 155H22V152H21ZM26 155H27V153H26ZM25 155V156H26ZM33 155V154H32ZM35 155V154H34ZM43 155H44V153H43ZM47 155V154H46ZM46 155H44V156H46ZM54 155V154H53ZM61 155V154H60ZM66 155V154H65ZM69 155V154H68ZM71 155V154H70ZM80 155V154H79ZM82 155H84V154H82ZM81 155V157H84V156H82ZM116 155V156H117ZM5 156H7V155H5ZM12 156V155H11ZM24 156V155H23ZM23 156L21 157V158H23ZM28 156V155H27ZM27 156H26V159H28L27 158ZM37 156V155H36ZM42 156V155H41ZM74 156V155H73ZM10 157V156H9ZM18 157L20 158V155H18ZM17 157V158H18ZM29 157H31V156H29ZM62 157H64V156H62ZM66 157V156H65ZM65 157H64V159H65ZM68 157V156H67ZM77 157H80V156H76V158ZM96 157V158H95ZM100 157V158H99ZM118 157V156H117ZM2 158V157H1ZM0 158V159H1ZM5 158H7V157H5ZM11 158V157H10ZM17 158H16V160H17ZM25 158V157H24ZM36 158V157H35ZM40 158V157H39ZM42 158V157H41ZM40 158V159H41ZM46 158V157H45ZM58 158V157H57ZM61 158V157H60ZM70 158V157H69ZM95 158V159H94ZM105 158V159H104ZM135 158V159H134ZM150 158H151V156H150ZM9 159V158H8ZM33 159V158H32ZM44 159V158H43ZM42 159V160H43ZM86 159V160H87ZM143 159V158H142ZM5 160V159H4ZM3 160V161H4ZM11 160V159H10ZM14 160V159H13ZM15 160V161H16ZM34 160V159H33ZM36 160V159H35ZM38 160V159H37ZM46 160H48V159H46ZM59 160V159H58ZM58 160H56L57 162H58ZM81 160H82V158H81ZM85 160V161H86ZM118 160V159H117ZM123 160V159H122ZM121 160V161H122ZM124 160H123V162H124ZM2 161V160H1ZM12 161V160H11ZM18 161V160H17ZM26 161V160H25ZM39 161V160H38ZM37 161V162H38ZM50 161V160H49ZM51 161H53L52 159H51ZM56 161H53V163L55 162L56 163ZM74 161V160H73ZM73 161H72V163H73ZM76 161V160H75ZM79 161V160H78ZM109 161H107V163L109 162ZM8 161L6 160V163H7ZM19 162H20V159H19ZM28 162V161H27ZM27 162H26V164H27ZM37 162H35V163H37ZM42 162V161H41ZM69 162H71V161H69ZM87 162H88V160H87ZM101 161H97L96 163H94V164H97V163H100ZM109 162V163H110ZM120 162V161H119ZM125 162V163H126ZM4 163V162H3ZM14 164H15V162H13ZM24 162H23V159H22V164H23ZM47 163V162H46ZM60 163V162H59ZM64 163H65V161H64ZM77 163V162H76ZM92 163H90V165L92 164ZM103 163H102V165H103ZM106 163V164H107ZM114 163V162H113ZM118 163V162H117ZM129 163V164H130ZM137 163H140V164H137ZM19 164V163H18ZM41 164V163H40ZM101 164V163H100ZM123 164V163H122ZM122 164H120V165H122ZM0 165H2V164H0ZM6 165V164H5ZM16 165H17V163H16ZM15 165V166H16ZM28 165V164H27ZM26 165V166H27ZM34 165V164H33ZM36 165V164H35ZM75 165V164H74ZM89 165V164H88ZM113 165V164H112ZM111 165V166H112ZM128 165V164H127ZM4 166V165H3ZM18 166V165H17ZM31 166H32V164H31ZM37 166V165H36ZM41 166H43V165H41ZM46 166V165H45ZM79 166V165H78ZM77 166V169H79V167ZM92 166V165H91ZM95 166V167H96ZM117 166V165H116ZM119 166V165H118ZM10 167H13L12 166V164H11V166ZM18 167H20V166H18ZM22 167V166H21ZM35 167V166H34ZM33 167V168H34ZM38 167V166H37ZM37 167H35V168H37ZM65 167V166H64ZM81 167V166H80ZM101 167V166H100ZM113 167V166H112ZM120 167V166H119ZM31 168V167H30ZM41 168V167H40ZM40 168H39V170H40ZM51 168H53V167H51ZM57 168V167H56ZM69 168H71V167H69ZM68 168V169H69ZM73 168V167H72ZM76 168V167H75ZM84 168H85V166H84ZM14 169H15V167H14ZM32 169V168H31ZM45 169H47V167L45 168ZM50 169V168H49ZM63 169V168H62ZM67 169V168H66ZM67 169V170H68ZM80 169H83V167H81ZM94 169V168H93ZM97 169V170H96ZM119 168L117 167V173L121 170V169H119ZM1 170H2V168H1ZM8 170V169H7ZM11 170H13V169H11ZM19 170V169H18ZM23 170H24V168H23ZM44 170V169H43ZM60 170V169H59ZM64 170V169H63ZM66 170V171H67ZM73 170H75V169H73ZM122 170L120 171V172H122ZM10 171V170H9ZM15 171H17L16 169H15ZM15 171H13V173L15 172ZM27 171V170H26ZM30 171V170H29ZM28 171V172H29ZM34 171V170H33ZM32 171V172H33ZM53 171H56V170H53ZM77 171V170H76ZM88 171H90L89 170V167H88ZM91 171H92V169H91ZM21 172V171H20ZM31 172V171H30ZM35 172V171H34ZM37 172H38V169H37ZM40 172H42V171H40ZM46 172V171H45ZM45 172H43V174L45 173ZM58 171H56V173H57ZM60 172V171H59ZM71 172V171H70ZM82 173H83V170L81 171ZM81 172H79V173H81ZM85 172V171H84ZM94 172V173H95ZM112 172V171H111ZM110 172V173H111ZM119 172V174H121ZM1 173V172H0ZM9 173V172H8ZM26 173V172H25ZM51 173H52V171H51ZM62 173V172H61ZM64 173H66V172H64ZM73 173V172H72ZM91 174L93 173V171L92 172H90ZM89 172H88V174H90ZM3 174V173H2ZM5 174V173H4ZM7 174V173H6ZM15 174H18V173H15ZM20 174H22V173H20ZM34 174V173H33ZM37 174V173H36ZM43 174H41V175H43ZM47 174H48V172H47ZM54 174V176H56L55 175V173H52V175ZM67 174V173H66ZM69 174V173H68ZM86 174V173H85ZM87 174V175H88ZM91 174L89 175L90 177H91ZM124 174H122V175H124ZM13 175V174H12ZM23 175L25 176V174L23 173ZM27 175V174H26ZM30 174L28 173V175L27 176H29ZM41 175H39V179H42V178H40V176ZM58 175H60V174H58ZM65 175V174H64ZM73 175V174H72ZM82 175V174H81ZM81 175H78V176H81ZM95 175V174H94ZM3 176V175H2ZM8 176V175H7ZM15 177H16V175H14ZM14 176H12V177H14ZM24 176H21V177H24ZM37 176V175H36ZM44 176H49V175H46V174H44ZM61 176V175H60ZM59 176V177H60ZM69 176V175H68ZM77 176V177H78ZM88 176V178H89V181H85V182H83L84 184L85 183H87V184H89V182H91V178H93V177H89ZM93 176V175H92ZM10 177V176H9ZM18 177V176H17ZM42 177V176H41ZM51 177V176H50ZM58 177V176H57ZM58 177V178H59ZM72 177V176H71ZM75 177V176H74ZM73 177V179H75ZM84 177H86V175L84 176ZM80 178V177H78V179L80 180V181H78L79 183H77V185L78 184H80V182H82V181H84V179L85 178ZM98 177H99V179H98ZM100 177L102 178V179H100ZM25 179H26V177H24ZM24 178H23V180H24ZM45 178V177H44ZM61 178V177H60ZM62 178H63V176H62ZM87 178V177H86ZM87 178V179H88ZM1 179H3V178H1ZM5 179V178H4ZM7 179V178H6ZM11 179V178H10ZM17 179H19V177L17 178ZM28 179V178H27ZM31 179H33V178H31ZM31 179H28V181L29 180H31ZM50 179V178H49ZM53 179V178H52ZM54 179H57L56 177L54 178ZM65 179V178H64ZM69 179H71V178H69ZM69 179H67V181L69 180ZM77 179V178H76ZM83 179V180H82ZM98 179V180H97ZM36 180V179H35ZM38 180V179H37ZM44 180V179H43ZM66 180V179H65ZM93 180H95V178H93ZM92 180V182H94L93 184H95L96 182L95 181H93ZM100 180V181H99ZM5 181V180H4ZM11 181H12V179H11ZM10 181V182H11ZM17 181V180H16ZM21 181H22V179H21ZM34 181V180H33ZM50 182L49 183H51V182H53V180H49ZM60 181V180H59ZM63 180H61V182H62ZM67 181H66V184H67ZM1 182V181H0ZM6 182V181H5ZM24 182V181H23ZM31 182V181H30ZM36 182V181H35ZM34 182V183H35ZM45 181H43L41 184H46L47 182H48V180H46V183H44ZM55 182V181H54ZM53 182V183H54ZM70 182V181H69ZM68 182V183H69ZM92 182H91V184H92ZM100 182V183H99ZM3 183V182H2ZM2 183H1V185H2ZM15 183H17V182H15ZM18 183H19V181H18ZM48 183V185H50ZM52 183V184H53ZM56 183V182H55ZM63 183H64V181H63ZM5 184H7V183H5ZM30 184V183H29ZM31 184H33L32 182H31ZM30 184V185H31ZM36 184V183H35ZM40 184V183H39ZM59 184V183H58ZM65 184V183H64ZM76 184V183H75ZM7 185H9V184H7ZM19 185H20V183H19ZM19 185H17V186H19ZM28 185V184H27ZM48 185H46V189L44 188V187H42V189L40 188V190H44L45 192H47L46 190L49 188L48 187ZM54 185V184H53ZM71 185H72V183H71ZM70 185V186H71ZM76 185V186H77ZM96 185V184H95ZM4 186V185H3ZM11 186V185H10ZM9 186V187H10ZM16 186V185H15ZM57 186V185H56ZM61 186V185H60ZM60 186H57V188L58 187H60ZM69 186V187H70ZM89 186V185H88ZM97 186V185H96ZM7 187V186H6ZM6 187H5V189H6ZM8 187V188H9ZM14 187V186H13ZM31 187V186H30ZM33 187V186H32ZM41 187V186H40ZM51 187H53V186H51ZM63 187H65V186H63ZM74 187V186H73ZM80 187V186H79ZM78 187V188H79ZM93 188H97V187H94V185L92 186ZM17 188H19V187H17ZM44 188V189H43ZM57 188L55 189V191H58L57 190ZM77 188V189H78ZM83 188V187H82ZM88 188V187H87ZM4 189V188H3ZM4 189V190H5ZM30 189V188H29ZM52 189H54V187L52 188ZM66 189V188H65ZM73 189V188H72ZM71 189V190H72ZM98 189H100V188H98ZM97 189V190H98ZM102 189H103V191L104 192H102ZM1 190H2V188H1ZM1 190H0V192H1ZM17 190H19V189H17ZM23 190V189H22ZM36 190H37V188H36ZM35 190V191H36ZM39 190V189H38ZM49 191L47 192L48 194H50L51 192L50 191H52L50 188L48 189ZM70 190V191H71ZM94 190V189H93ZM7 192H8V190H6ZM6 191H4L5 193H1V195H0V200H2V201H0V209L2 208V207H4L5 205H3L4 204V197H6ZM29 191V190H28ZM43 191V194L42 193H40V192H42V191H39L38 193L39 194H42V195H40L41 197L45 194H47V193H45ZM61 191V190H60ZM72 191H74V190H72ZM77 191V190H76ZM90 191V190H89ZM89 191H87V192H89ZM13 192H14V190H13ZM18 192V191H17ZM20 192V191H19ZM23 192V191H22ZM24 192H26L25 190H24ZM23 192V193H24ZM50 192V193H49ZM75 192V191H74ZM86 192V191H85ZM86 192V193H87ZM93 192V191H92ZM94 192H96L95 190H94ZM16 193V192H15ZM26 193H28V192H26ZM26 193H25V195H26ZM53 194L55 193V192H52ZM51 193V194H52ZM57 193H60V192H57ZM67 193V192H66ZM69 193V192H68ZM105 193H106V196H105ZM9 194H10V192H9ZM51 194H50V196L48 195V197H51ZM64 194V193H63ZM81 194V193H80ZM18 195V194H17ZM22 195H24V194H22ZM36 195H38V194H35V195H33L34 196V198H35V196ZM55 195V194H54ZM57 195V194H56ZM55 195V198H57V199H54L53 197V195H52V198L54 199V200H56V201H58L59 202V200L61 199V196H59L58 195V197ZM70 195V194H69ZM82 195V194H81ZM12 196V195H11ZM14 196H16V195H14ZM14 196H12V197H14ZM28 196V195H27ZM32 195H30L29 197H28V199L31 197ZM39 196V195H38ZM38 196H36V198L38 197ZM76 195H73V199H76V197H75ZM8 197V196H7ZM19 197V196H18ZM17 197V198H18ZM20 197H22V196H20ZM25 197V196H24ZM23 197V198H24ZM45 197H47V196H45ZM48 197H47V199H48ZM78 197V196H77ZM83 197H85V196H83ZM87 197V196H86ZM98 197V196H97ZM108 197V198H107ZM26 198V197H25ZM33 198V197H32ZM35 198V199H36ZM52 198H51V200H52ZM59 198V199H58ZM63 198H65L66 200L65 201H68L69 200V202L67 203V202H63V201H61V200H63ZM61 200H60V205L62 204V209L64 208V206L66 207V208H72V207H74L73 205L72 206H66L67 204L69 205H71V202H72V204L74 203L73 202V199L71 200L70 199V197H69V199L68 198H66L65 196L63 197ZM79 198H80V196H79ZM120 198H122V200L120 201ZM14 199V198H13ZM22 199V198H21ZM27 198H26V200H25V202L28 200ZM31 199V198H30ZM43 199H45L44 197H43ZM68 199V200H67ZM117 199H119V200H117ZM7 200V199H6ZM5 200V201H6ZM16 200V201H15ZM14 201V203H12V202H10L11 203V205H14L16 202H19L20 203V205H21V207H22V205H24L25 204V202H24V204H22L20 201H18L17 199H15ZM32 200V199H31ZM34 200V199H33ZM39 200H41V199H39ZM50 200V199H49ZM71 200V201H70ZM124 200V201H123ZM9 201H13V200H9ZM8 201V202H9ZM36 202L38 201V198H37V200H35ZM47 201V200H46ZM56 201H55V203H56ZM77 201H78V199H77ZM76 201V202H77ZM80 201V200H79ZM75 202L74 203V205L75 206H77V204L78 203H80V202ZM22 202H23V199H22ZM29 202H30V200H29ZM29 202H26L27 204H30L31 205V203H29ZM32 202V204L34 205V201H31ZM40 201H38L37 203H39ZM49 202V201H48ZM67 203L66 205H64L63 206V203ZM88 202V201H87ZM128 202V203H127ZM132 202V203H131ZM135 202V203H134ZM7 203V202H6ZM90 203H92V202H89V204ZM145 203V204H144ZM18 204V203H17ZM17 204H16V207H17ZM40 204H44L43 202L42 203H40ZM51 206H52V208H53V205L54 206H56L57 207V205H58V203H57V205H55L54 204V202H53V204H52V201H51ZM82 203H80L79 204V206H77L76 207V209L77 210H79L78 208H81L80 207V205H81ZM88 204V205H89ZM108 204V205H107ZM122 204V205H123ZM143 204V205H142ZM10 204H6V210H8V211H10L9 209L11 208V207H8ZM37 205V204H36ZM45 205V204H44ZM44 205H42L40 208L41 209H39L37 206V210L39 209V210H41V213H42V208H45L44 210H49L50 208L49 207H51V206H49V203L47 204V202H46V205H48V206H46L45 205V207H44ZM60 205H58V208L59 209H61V206ZM95 205V206H94ZM128 205V206H129ZM133 205V206H134ZM149 205V206H148ZM15 206V205H14ZM14 206H12V207H14ZM18 206H19V204H18ZM24 206H26V205H24ZM32 206V205H31ZM81 206H83V204L81 205ZM106 206V207H105ZM123 206H125V205H123ZM134 206V207H135ZM155 206H157V207H155ZM4 207V208H5ZM34 207V206H33ZM49 208V209H47V208ZM97 207V208H96ZM103 207V208H102ZM113 207V206H112ZM133 207V209H135ZM136 207V208H137ZM7 208H9V209H7ZM15 208V207H14ZM28 208H31L32 209V207H28ZM35 208V207H34ZM58 208H56L57 210L56 211H58ZM66 208H64V209H66ZM89 208V207H88ZM102 208V209H101ZM144 208V209H143ZM12 209V208H11ZM17 209V208H16ZM22 209V208H21ZM23 209H24V207H23ZM27 209V208H26ZM54 209V211H55V208H53ZM72 209H74V208H72ZM72 209H70V210H72ZM82 209H83V207H82ZM81 209V210H82ZM91 209V208H90ZM110 209H112L111 207H110ZM140 208H138V210H139ZM148 209V208H147ZM5 210V211H6ZM13 210H15V209H13ZM17 210H19V209H17ZM35 210V211H34ZM32 209V211H34V212H36L37 210H36V208L35 209ZM52 210V209H51ZM51 210H49V212H46V213H50L51 212ZM67 210H69V209H67ZM69 210V211H70ZM149 210V209H148ZM148 210H147V212H148ZM157 210V209H156ZM155 210V211H156ZM7 211V212H8ZM16 211V210H15ZM14 211V212H15ZM27 211V210H26ZM26 211H24V212H26ZM83 211V210H82ZM136 211H137V209H136ZM140 211V210H139ZM138 211V214L140 213ZM152 211V210H151ZM150 211V212H151ZM18 212V211H17ZM20 212V211H19ZM18 212V213H19ZM24 212L22 213V212H20V213H22L23 214V217H25V215H28L27 214V212H26V214L24 215ZM29 212V211H28ZM45 212V211H44ZM72 212V211H71ZM79 212H80V210H79ZM97 212V211H96ZM102 212V211H101ZM153 212H154V210H153ZM157 212V211H156ZM2 213V212H1ZM10 213V212H9ZM39 213V212H38ZM136 213V212H135ZM21 214V215H22ZM30 214H32V212L30 213ZM35 214V213H34ZM53 215V210H52V212L50 213V215ZM55 215H56V213H54ZM58 214V213H57ZM137 214V215H138ZM20 215V216H21ZM42 215V214H41ZM41 215H40V217H41ZM45 215V214H44ZM0 216H2V215H0ZM6 216H8V213H6ZM11 216H14V215H11ZM17 216V218H18V215H16ZM15 216V217H16ZM32 216V215H31ZM43 216V215H42ZM130 217H131V215H129ZM128 216V217H129ZM9 217V216H8ZM8 217H6V218H8ZM14 217V218H15ZM28 217V216H27ZM30 217V216H29ZM39 217V216H38ZM48 217V216H47ZM132 217H133V215H132ZM131 217V218H132ZM155 217V218H154ZM13 218V217H12ZM118 218V217H117ZM38 219V218H37ZM133 219V218H132ZM137 219V218H136ZM23 220V219H22ZM26 220V219H25ZM39 220V219H38ZM118 220V219H117ZM127 220V219H126ZM19 221V220H18ZM26 221H28V220H26ZM30 221V220H29ZM25 222V221H24ZM24 222H21V220H20V222H19V224L20 223H23L24 224ZM114 222H116L115 220H114ZM113 222V223H114ZM118 222V221H117ZM123 222V221H122ZM127 222V221H126ZM131 222V221H130ZM135 222H137V224L135 223ZM145 222H147V223H145ZM1 223V222H0ZM28 223V222H27ZM31 223H32V221H31ZM31 223H29V224H31ZM35 223H37L36 221H35ZM124 223V222H123ZM136 225H138V226H136ZM4 224V223H3ZM115 224V223H114ZM1 226H2V224H0ZM26 225V224H25ZM25 225H23V226H25ZM28 225V224H27ZM33 225V224H32ZM133 225V226H132ZM8 226V225H7ZM6 226V227H7ZM21 226H22V224H21ZM113 226H116V224L115 225H113ZM113 226H111V227H113ZM122 226V225H121ZM136 226V227H135ZM5 227V228H6ZM110 227V228H111ZM123 227V226H122ZM121 227V228H122ZM19 228H20V226H19ZM24 228V227H23ZM109 228V227H108ZM114 228V227H113ZM121 228H119V229H121ZM9 229V228H8ZM27 229V228H26ZM6 230V229H5ZM12 230V229H11ZM24 230V229H23ZM1 231V230H0ZM9 231V230H8ZM27 231V230H26ZM114 231V230H113ZM139 233H142L141 235L143 236V237H141V238H139L138 239V237H137V235L139 234ZM5 234V233H4ZM4 234H2V235H4ZM114 235V234H113ZM124 235V234H123ZM125 235V236H126ZM115 236V235H114ZM139 236V235H138ZM0 237H1V235H0ZM4 239V238H3ZM126 239H128L127 241H125ZM149 239H151V240H154V242L155 243H151V241L149 240ZM6 240V239H5ZM148 240H149V242H148ZM1 241V240H0ZM109 241V240H108ZM109 241V242H110ZM4 242V241H3ZM145 242V243H144ZM146 242H148V243H146ZM67 243V242H66ZM146 244H148V247L147 246H145L144 247V245H146ZM152 244V245H151ZM93 245V244H92ZM144 247V249H142L143 247ZM101 246H103V245H101ZM142 248H141V247ZM68 247V246H67ZM79 247V246H78ZM123 247H127V248H124L123 249ZM81 248V247H80ZM82 248H83V246H82ZM97 248V247H96ZM99 248V247H98ZM122 250H124V251H121L120 249ZM71 249V248H70ZM100 249V248H99ZM98 249V250H99ZM142 250V251H144V252H142V251H140V250ZM152 249L153 248H151V250L150 251H152ZM158 249H157V251H158ZM75 250V249H74ZM79 250V249H78ZM81 250V249H80ZM85 250V249H84ZM84 250H82V251H84ZM94 250V249H93ZM97 250V249H96ZM104 250V251H103ZM148 250V251H147ZM154 250H156V248L154 249ZM153 250V251H154ZM175 250V251H174ZM38 251V250H37ZM73 251V250H72ZM90 251V250H89ZM114 251L116 252V253H114ZM121 251V252H120ZM147 251V252H146ZM156 251V252H157ZM174 251V252H173ZM73 252H75V251H73ZM77 252H79V251H77ZM88 252V251H87ZM93 252V251H92ZM99 252V251H98ZM129 252V253H128ZM39 253L40 254H42V252H40L39 251ZM170 253H171V256H170ZM81 254V253H80ZM119 254L117 255L118 257H120L119 256ZM133 256H132V255ZM149 254V255H150ZM157 254V253H156ZM155 254V255H156ZM36 255H37V253H36ZM70 255V254H69ZM111 255V256H112ZM129 255H131V256H129ZM148 254H146V256H147ZM45 256V255H44ZM78 256V255H77ZM109 257H111L110 255H108ZM114 256V257H115ZM116 256V257H117ZM143 256H144V254H143ZM113 257V256H112ZM111 257V259H112V261H113V259L114 260H118V259H121V258H112ZM121 257H123V256H121ZM148 257V256H147ZM150 257V256H149ZM79 258V257H78ZM78 258H77V263L78 262H80L79 260H78ZM137 258V259H138ZM142 258V257H141ZM152 258V261L154 260ZM241 258H244L243 260H241ZM44 259V258H43ZM47 259V258H46ZM45 259V260H46ZM134 259V258H133ZM134 259V260H135ZM146 259H148V258H146ZM237 259V260H236ZM15 260H16V258H15ZM45 260H43L44 262H45ZM49 260V259H48ZM70 260H72V259H70ZM95 260V259H94ZM127 260H128V258H127ZM143 260V259H142ZM145 260V259H144ZM150 260H151V258H150ZM245 260H247V259H245ZM50 261V260H49ZM69 261V260H68ZM76 261V260H75ZM120 261V260H119ZM141 261V260H140ZM149 261V260H148ZM22 262V261H21ZM73 262V261H72ZM121 262V261H120ZM143 262V261H142ZM245 263H247L248 264V262H246V261H244ZM243 262V264H245ZM39 263V262H38ZM47 263V262H46ZM85 264H86V262H84ZM141 263V262H140ZM144 263V262H143ZM250 263V264H251ZM75 264V263H74Z\"/></svg>",
    "mask_w": 264,
    "mask_h": 264
}]
</instances>
